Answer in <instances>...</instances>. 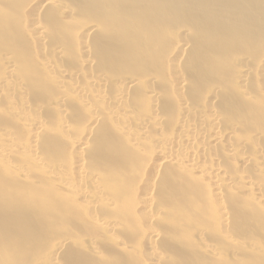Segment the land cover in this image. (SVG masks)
Returning <instances> with one entry per match:
<instances>
[{"label":"rangeland","instance_id":"obj_1","mask_svg":"<svg viewBox=\"0 0 264 264\" xmlns=\"http://www.w3.org/2000/svg\"><path fill=\"white\" fill-rule=\"evenodd\" d=\"M9 1H10V5H7L6 7H2V8H6V9H4L3 11L0 9V12L1 11L3 12V15H2V12L0 13V22L2 23V24L0 23V27H1L0 28V30H1L0 51H3V52H0V74H1L0 75V81H1L0 82L1 83V85H0L1 86L0 87V89H1L0 90V113H1V116H0V127H1L0 128V145L1 146L4 145V146H2L3 148L9 146V148L12 150V154L14 152L13 155L15 157L14 160L16 161L15 162L16 165L14 164V162L12 163V161H10L11 159L9 161L12 164L9 161H7V162H9L7 164V162H6L7 159L5 160L4 157L2 159V156L0 154V157H1L0 160L4 161L3 163L0 162V168H1L0 173L3 169H6L7 172L5 171L6 172L5 173L3 171L4 174H2V179H3L2 183L9 182V187H6V186L3 187L4 188V194L6 195V197L10 196L11 194H14L15 196H17V203L14 207L8 208L4 212V217L6 218V217L10 216L12 218V222L10 224L9 223H2L0 227H1V230L3 229L1 232L5 231L3 236H2L3 239H1V241L5 239L4 243L6 245L8 243L12 245V246L11 245L7 246V247H9L8 249L5 248L6 250H9V251H6L9 254L8 258H10V259L13 258L11 260L10 264H52L53 260L51 258L56 256V254H54L53 257H51V256L53 255L54 252L55 253L57 252V250L59 249V246H61L63 243H66L67 238H70L71 243L68 242L69 240L67 239V243H69L68 244L69 246L66 244V248H65L66 251L64 250L65 253L63 252L62 255H59L57 257V258L61 259V264H154L152 258L159 259L160 261L162 260V262L165 261L163 264H264V209L261 206L262 204L264 206V197H262V196H264V188H263L264 186L262 187V185H264V160H263L264 159V157H263L264 156V151H263V149H264V138L261 139L263 137V134H264V122H263L264 121V98L263 97L261 98V96L259 95V93H261V95L264 96V90H263L264 89V64H263L264 63V54H263L264 52H263V50L261 51V49H264V34L258 35L260 37L256 36L255 38H251L246 43H244L243 40H238V41L233 40L230 43H229V41H230L229 39L228 40L226 39L227 40L226 41L225 39L221 38V39H218L219 42L217 40H215L217 42V45H215L216 44V42H215L214 43V45H215L214 51L217 53L222 52L224 57L220 63H217L215 61L216 60L215 57H213V61L211 59L212 65L214 66V68L217 65L220 66V70H219V67L217 66L218 68L217 67L215 68V71H217V72H214V74H210L212 76H209L208 74L206 76L205 74H202L201 72L199 73L200 67L202 66V65L200 66L201 63L200 64L198 63L199 66L194 65V66H196L195 70L190 72V69L192 67V62H193V61L191 62V60H190L191 56L193 57L194 61H200L199 55H196L197 53L198 54L201 53L200 49H199L200 44H197V45H195V48H192L194 46V44H193L194 43L193 42L194 41V34L190 28V25L187 24L186 22H183V21H182V24H180L181 26L179 25L178 22H176L175 26L171 25V26L163 27L164 31H161L163 28H160V31H161L159 34L160 40L158 39V41L155 45L152 42H151V44H149L148 48L145 46V44L144 45H138V50L144 51L148 54H152V53H150V51H156L154 53L156 58L154 57V55H152L150 58H146L144 56L142 58L136 57V61L138 60V62L136 63L135 57H133L132 59L130 58L131 56L129 57L128 49L130 47H128V45H127V47L124 46L126 53H125V57L122 58V60L120 58L123 56L122 52L124 50H122V48H121V52L119 51V52L115 53L120 58H117L116 56L115 57L111 56L114 59V62H113V60L108 55L109 54L108 53L107 54L108 58H106L107 63H105L104 60L103 61L101 60V57H97L99 54L96 51H97V48L101 45V42L104 41L102 34L104 35L106 33L105 35H107V33H109L107 31L108 25H106V28H105L104 23L102 24L99 21V18H101V17H98L97 16L98 14L96 12H94V14H93V12H88L89 16L85 17L84 13H86V15H87V12L82 11V10H80V12H79V11L75 10V6H72V4H71L72 0H66L67 2L65 0H55L56 2L51 0L49 2V4H50L49 6L51 7V10L49 9V11H48L49 6H48V4H46V2H48L49 0H36V1L35 0H9ZM74 1H76V0H74ZM52 3L53 4L57 3V5L59 7H57V5L56 6L54 5V7H53ZM66 3H67V5H66ZM69 4H71V5H69ZM0 6H2L1 0H0ZM66 6H67V8H66ZM46 7H47V9H46ZM53 8H55V10ZM69 8L71 9L70 11H69ZM56 9H58L59 11ZM44 10H45V12H44ZM60 10L62 11V13L64 15L63 17H62V13ZM72 10H73V12H72ZM40 11H42V14L40 13ZM55 11H57V13H60L61 18H63L62 20L67 21V22L63 21V23H58V24L54 25V23H57V22H55L56 19H54L57 15V13H55ZM81 12L83 14H81ZM54 13L56 14L55 16L52 15ZM72 14H74V15H72ZM39 15H42L40 18V21L38 20ZM43 15H44V18H42ZM48 15L49 16L51 15V16L48 17ZM45 17L48 18L50 21L48 19L46 20ZM75 17H76V19H78L77 20L78 22H76V20L74 19ZM88 17H90V18H88ZM57 18L62 22L61 18H59V17H57ZM184 18H186V17H184ZM7 19H9L8 22L10 23L11 28H9V25L7 23ZM13 19L16 20V23L11 24V21L13 22ZM92 19L94 20V22L92 21ZM53 20H55V21H53ZM88 20L90 21L89 23L91 24V26L88 24ZM110 20L112 22H115V23L119 22L120 20H122L123 22L125 21L123 16H120L116 13H114L111 16ZM23 21L25 24L23 23ZM68 21H70V22H68ZM34 22H35V24H34ZM84 22H85L86 26H85ZM95 22H97V23L95 24ZM128 22H129L128 24L124 23L122 26H124V27L126 26L127 28L130 27V29H131V26L133 25V22H131V18H129ZM30 23L31 24L33 23V24L31 25ZM92 23H93V25H92ZM67 24H68V28H67ZM98 24L99 25L102 24V28H100ZM56 25H58V26H56ZM88 25L90 28H88ZM46 26H47V28H46ZM95 26H97V27L95 28ZM76 27H77V29H76ZM160 27H161V25H160ZM43 28L45 31H43ZM66 28H67V33L65 31ZM4 29H6L5 32H4ZM16 29H19L21 32H19V30H17V33H18L17 36L16 35L12 36V34H16ZM25 29L27 31H25ZM94 29H95V31L96 30L97 31L95 32ZM52 30H54V31L52 32ZM60 31H61V33H59V35H58L57 32H60ZM92 31H94V32L92 33ZM100 31H102V32H100ZM3 32L5 35L2 36ZM46 32L49 34H47ZM85 32H87V33H85ZM88 32H89V34H88ZM50 33L53 36L50 35ZM62 33L63 34L65 33V35H61ZM90 33H91L92 37L90 36ZM94 33H96V34H94ZM95 35H97V36H95ZM105 35H104V37H105ZM111 35H113V34H111ZM60 36L62 38H60ZM16 38H17V41H19V47H17L18 42H16V45H13V43H15V41H16L15 40ZM188 38H192V39H190L192 41H190ZM34 39H35V41H34ZM89 39H91V40H89ZM53 40H56L55 43ZM116 40H118V35H117V37L114 38V40L112 39V41H114V42H116ZM45 41L48 43H44ZM208 41L210 43L211 39H208L207 42ZM205 42H206V40H205ZM190 43H192V45ZM60 44L63 45V47H61ZM222 44H223V46H222ZM188 45H189V47H188ZM59 46L61 47V49H59ZM85 46H86V48H84ZM217 46H218V48H216ZM224 46L228 47L229 49H226V47H224ZM95 47H97V48H95ZM120 47H122V46H120ZM205 47L209 49L208 50L209 52L207 51L209 54L212 50V48H211L212 46L208 47L205 45ZM222 47H224L225 49ZM35 49H36V51H35ZM65 49L68 50L69 53L65 52L66 51ZM218 49L220 51H218ZM257 49H259V50H257ZM89 50H90V53L92 56L90 55ZM55 51H57V53ZM70 52L72 53L73 58L70 57V54H71ZM185 52H186V54H185ZM257 52H259V53H257ZM85 53H86V55H85ZM119 53L121 55H119ZM51 55L53 56V59H51L52 58ZM65 55H67V57L69 55V57L67 58ZM79 55H81V56H79ZM110 55H112V54H110ZM188 55L190 56V58ZM12 56H13V59H12ZM48 56H49V59H48ZM59 56H60V58H59ZM64 56H65V60H64ZM209 56H211V55H209ZM16 57H17V59H16ZM92 57H94V58H92ZM186 57H188L189 59L188 58L185 59ZM6 58H7L6 61H8L10 59L11 61L10 60L9 61L11 63H12V61H14V63H15L14 67H9L10 62L8 64H6L7 63L5 61ZM61 58H62V60H61ZM90 58H92L93 60ZM245 58L247 60H245ZM97 59H99V60H97ZM127 59H129V60H127ZM156 59H157L158 63H157ZM108 60H109V64H108ZM50 61L54 62V63H51ZM63 61H65V62H63ZM69 61H71L70 64H69ZM123 61H124V63H123ZM188 61H190V62L188 63ZM56 62H58V63H56ZM251 62L253 63L252 66H250ZM14 63H12V64H14ZM80 63L84 64V65L82 64L83 67L81 65V68L84 71L81 70L80 66L77 67V65H80ZM159 63H160V65H159ZM183 63H185L186 65L188 63V65H191V67L189 66L188 68H186V67H184L186 65L185 64L183 65ZM12 64H11V66H13ZM52 64H54V65H52ZM72 64L74 67L73 66L71 67ZM7 67H9V69ZM22 67H23V69H22ZM24 67H25V69H24ZM53 67H55L56 69ZM64 67H65V69H64ZM150 67H152V68H150ZM255 67H258V68L260 67V68L254 69ZM66 68H68V69H66ZM73 68H74V71L72 72ZM91 68L93 70L96 68V71H94V74L98 73L100 71L99 72L100 75L97 74L95 77V75L92 74L93 70H91ZM149 68H150V70H149ZM252 68L255 70V72L257 70H258V72L255 73L252 70ZM54 69L56 71H54ZM113 69H115V70H113ZM147 69H148V71H147ZM154 69L156 70V72ZM197 69H198V71H196ZM10 70H11V72H10ZM79 70H81V71H79ZM105 70H106V72H105ZM4 71L8 75L7 78H9V79L12 77V75H14V77L11 78L12 80L10 79V83L8 82L9 80L5 81L6 80L5 77L7 75H5ZM12 71H13V73H12ZM60 71L63 73V74H61V76H60V73H61ZM179 71H180V73H179ZM14 72H16L17 77H15ZM28 72H30V74L31 75L33 74L34 76L29 75V78H28V74H29ZM154 72H155V74H154ZM186 72H187V74H186ZM249 72L251 75L249 74ZM251 72H253V73H251ZM79 73H80V77H79ZM110 73H112V74L110 75ZM47 74L49 75L48 76L49 79L47 77ZM82 74H83V77H82ZM149 74H150V76H148ZM221 74L227 78H224ZM255 74H256V76H255ZM257 74H258L259 78H257ZM2 75H5V76L3 77ZM130 75L132 77H130ZM186 75L189 77L188 80L186 79L187 78ZM243 75H244V77H242ZM1 76L3 78V81L1 79ZM74 76H75V78H74ZM114 76L116 78H118L119 81L116 79L117 80V82H116V80L114 79L115 78ZM191 76L192 77L194 76L195 81H196V77L199 78V80L197 78V81H200L202 79L201 82H199L200 84L197 81L195 83L194 79ZM50 77H51V79H50ZM145 77H147V78H145ZM150 77H152V78L150 79ZM182 77H183V79H182ZM237 77H238V79H237ZM17 78L20 81H18ZM57 78H60V79H57ZM105 78H107L108 81ZM120 78H123V79H120ZM144 78H145V80H144ZM13 79L15 81H13ZM63 79H65V81ZM109 79L110 80L112 79V82H109ZM52 80H54V81L52 82ZM85 80H87V81H85ZM122 80H123V82H122ZM141 80H144V81L141 82ZM210 80H211V83H209ZM235 80H238L240 82L239 83L237 81L235 82ZM12 81L15 83H12ZM83 81H85V83L88 84L87 87H90L91 90L93 89L92 91L90 90L91 92H89V90H87L88 88L86 87V84ZM113 81L116 84V86L113 84ZM153 81H154V83L156 81H158V82L154 84ZM183 81H184V83H183ZM189 81H192V85L194 83V86H191L192 89L189 85L190 84ZM247 81H248V83H247ZM108 82H109V87H108ZM130 82L132 85H130ZM138 82H139V84H137L138 85V86H136L137 88H135V90H132V87H134L133 84L136 85V83H138ZM188 82H189V84H188ZM255 82L258 84H256ZM82 83H84L85 86H83ZM185 83H186V85L188 84L189 88L184 85ZM212 83H214L216 85H213ZM236 83L238 84L237 88H236ZM2 84H3V88H2ZM11 84L14 86H12ZM142 84H144V86H142ZM5 85H7V87ZM172 85H174L173 86L174 88L171 87ZM209 85H210V88L213 87V91H212V93H210L212 89H209L208 94H207L206 91H207V88L209 87ZM257 85H259L260 88L262 86V88H261L262 91L260 90V88ZM24 86H25V88H24ZM121 86H123V87H121ZM130 86H131V89H130ZM138 87H140V88H138ZM141 87L143 88V92H141L142 91ZM153 87H154V89H153ZM220 87L223 91L220 90ZM257 87L260 90V92L257 91L258 93L256 92ZM102 88H103V90H102ZM144 88H146V89H144ZM179 88H180V91L178 92ZM240 88L242 91L240 90ZM113 89H115V90H113ZM186 89H187V91H186ZM79 90H80V92H79ZM198 90H199V92H198ZM117 91H119V92H117ZM158 91H160V93ZM218 91H219V95H218L219 101L217 100ZM249 91L251 94L249 93ZM124 92H126L127 94ZM137 92H138V94H136ZM146 92H148L150 95H152V97H150V95H147ZM177 92L179 94H176ZM192 92H194V93H192ZM262 92H263V94H262ZM81 93H82V95L79 96V94H81ZM141 93H143V94H141ZM181 93H185V94L182 95ZM244 93H245V95H244ZM100 94H101V97H99ZM104 94H105V96H104ZM115 94H117V95L115 96ZM131 94H133L135 98H133ZM204 94H205V96H204ZM242 94H243V96H246V97H243ZM85 95L88 96L87 99H86ZM122 95H124V97H122ZM206 95L211 96V97L208 98V96H207V98H206ZM159 96L162 99H159ZM111 97H112V99H110ZM171 97H172V99H171ZM174 97H176V98H174ZM179 97H182V98H179ZM192 97H194V98H192ZM82 98H83V101L85 99L84 102H82ZM92 98L95 99V101ZM113 98L117 99V101L113 100ZM205 98H206V101L204 100ZM103 99L105 100V103H103L104 102ZM140 99H141L142 103H141ZM157 99H159L158 100L159 102L156 101ZM173 99L175 100V102ZM222 99H223V101H222ZM99 100H100V104H98ZM127 100H130V101L128 102ZM220 100L222 101V103ZM12 101H13V103H12ZM92 101H94V102H92ZM184 101H187V102H185V105H183ZM209 101H211V102H209ZM236 101H237V103H235ZM25 102L26 103L28 102L27 103L28 106ZM80 102L83 104V106L81 105ZM147 102L151 107L146 104ZM179 102H180V105H179ZM259 102H260V104H259ZM7 103H8V105H7ZM114 103L116 105H114ZM128 103H131V104H128ZM63 104H64V106H63ZM91 104L95 105V108L97 110H95L94 106H92ZM190 104L192 105V109L190 108L191 107ZM197 104H199V105H197ZM222 104H223V106H222ZM237 104H239V105H237ZM16 105H17V107H16ZM56 105H57V107H56ZM120 105L122 106V108ZM188 105H190V107ZM58 106H60V107H58ZM68 106H69V108H71V107L72 108L69 110ZM158 106L160 107L159 108L160 112L164 111V114H165V112L167 111L165 115L168 116V118H169L168 120L166 119L164 114H162V112H161V114H159V111L157 110ZM247 106H249V107H247ZM123 107H127L126 108L127 111H125L123 109ZM205 107H207V108H205ZM250 107L252 108V111H250L251 110ZM254 107L256 108V112L254 110L255 109ZM104 108H106L107 111ZM139 108L141 111L139 110ZM197 108H198V110H197ZM199 108L204 109L205 111L202 110L200 112ZM67 109L69 111H67ZM72 109L73 110L75 109L74 111L76 114L73 113L74 111ZM91 109H92V111H91ZM116 109H117V111H116ZM188 109H190V111ZM30 110H31V112H30ZM104 110L107 113L106 115H105V112H103ZM133 110H134V113L132 112ZM221 110H223V111H221ZM236 110H237V112H235ZM247 110H249V111H247ZM79 111H80V113H79ZM95 111H97L98 114H95ZM150 111H151V113H150ZM239 111H240V113H239ZM83 112H84V114H83ZM205 112H207V116H209V120L211 118L212 123H211V121L210 122L208 121L207 117L205 116V114H206ZM226 112H227L228 116L226 115ZM262 112H263V114H262ZM14 113H16V114L14 115ZM29 114H31V115H29ZM121 114H122V116H121ZM176 114H178L177 117H179V118H177V119H179L180 121L177 119L175 120L174 117H172L173 115H176ZM239 114H242L244 116L241 115V117H240ZM249 114L251 115V118L254 116L253 120L250 118ZM65 115H66L67 119H65L66 118ZM71 115H72V118H71ZM116 115H117V117H116ZM160 115H162V116H160ZM200 115H202L203 117ZM32 116H33V118H32ZM85 116L86 117L90 116L92 119V121L91 120L90 121L92 123L89 121L88 118L86 121L83 120L82 117H84V119H85ZM126 116L130 117V118H127ZM144 116L147 119L144 118ZM212 116H213V119H212ZM224 116H226V117H224ZM34 117H35V119H34ZM58 117H59V119H58ZM105 117H107V118H105ZM229 117H230V120L227 119ZM231 117L234 120H236L235 123L233 122L234 120L231 123ZM242 117H243V119H242ZM44 118L46 121L44 120ZM68 118H69V120H68ZM100 118H101V120H99ZM120 118L123 119V122ZM131 118H133V121H131L132 120ZM155 118H157V119H155ZM162 118H163V120H162ZM175 118H176V116H175ZM225 118L227 119V121H223ZM24 119H25V121H24ZM31 119L32 120L34 119L33 120L34 122ZM81 119L84 121L83 123L81 122ZM190 119L194 121L193 122L194 125L191 124ZM202 119H203V121H202ZM124 120H125V122H124ZM147 120L150 122V124ZM156 120H157V122H155ZM164 120H166L165 124H163ZM254 120L256 121V123H254L255 122ZM259 120L262 121V125H260ZM67 121L68 122L70 121L69 123H71L72 128H71L70 124L67 123ZM87 121H88V123H87ZM102 121L104 123H102ZM189 121H190V125L188 124ZM206 121H208V122H206ZM228 121L231 124L228 123ZM58 122H59V124H58ZM89 122H90V124H89ZM97 122H99V123H97ZM105 122H106V124H105ZM107 122H108V124L114 123L113 125L110 124L111 125L110 128H112V129H110V133H108V134L106 132L107 128H105V126H103V125H107ZM140 122H141V124H140ZM29 123L30 124L33 123V124L30 125ZM122 123H124L125 126ZM209 123H210V125H209ZM38 124L39 125L43 124V126L46 127L47 129L43 128V131L38 130L39 131V133H38V131H37V128L39 127ZM85 124H87V128H86ZM99 124L101 125V127L98 126ZM116 124H117V126H116ZM96 125L98 126V128L96 127ZM152 125H153V127H152ZM165 125H166V127H165ZM236 125H238V126H236ZM242 125H243V127H242ZM246 125L249 127L250 130H248ZM256 125L259 128L255 129ZM32 126H33V128H32ZM198 126H199V128H198ZM231 126H233V128H231ZM91 127L92 128L95 127L96 129L94 128L93 130H91L92 129ZM107 127H108V131H109V126L107 125ZM123 127H126V128H123ZM175 127H176V130H175ZM191 127H193V128H191ZM226 127L229 128V130H230L228 132V134L230 136L227 133H225V131L226 132L228 131V130H226ZM237 127L239 128L238 132L236 131ZM244 127H245V129H244ZM85 128H86V133L84 130ZM102 128L104 129V131ZM162 128H163V130H162ZM179 128H180V130H179ZM200 128H201V130L203 129L204 133L201 131L203 137L204 138L206 137V139L204 141V138L201 136L200 140H203L201 142L198 139V138H200ZM220 128H221V131H220ZM241 128L245 131H243ZM150 129L152 132L150 131ZM181 129H182V131H181ZM209 129H211L212 133H211V131H209ZM232 129H234L233 132H231ZM94 130L97 131L96 132L97 134L95 132L93 133ZM101 130L103 133L101 132ZM120 130L121 131L123 130V133H125V136L130 139V143H127V142H129V140L127 141L125 139L123 140V139L119 138V137L122 138V132L120 133ZM174 130H175V132H173ZM240 130H242V134H241ZM10 131H11V133H9ZM34 131H36L37 135L34 133ZM60 131L62 132L63 135L61 134ZM83 131H84V135H83ZM180 131H181V133H180ZM205 131H206V134H205ZM216 131L220 132V133L223 131V133H221V136H222L221 142L217 143L215 145L216 142H214V140H212V138L215 135V133H217ZM246 131H251V132H249L248 135H251L250 138H252L251 139L252 141L250 140V138L247 139V141L245 140V138H243L244 140H242L241 137L245 136ZM104 132H105V136L107 135L106 137L104 136ZM167 132L170 135L173 132V135H175V136L173 137V135H171V138L169 139L170 136H169V134H167ZM4 133H7V135H5ZM91 133H93V137H92ZM235 133L238 137L240 134L242 135L240 137L241 138L240 140H242V141L238 140L239 142H237V136L235 135ZM81 134H82V137H81ZM119 134H120V136H119ZM186 134H188V135H186ZM9 135L11 137H13V139H10ZM141 135H143V136H141ZM151 135L152 136L154 135L157 138L156 139H155V137L152 138ZM182 135L184 137H182ZM253 135L256 137V140H255V137ZM32 136H34L35 138H33ZM36 136H37V138H36ZM63 136H65L67 139L66 138L64 139ZM87 136H89V137H87ZM68 137H70V138H69V141L67 142ZM80 137L83 141L80 139ZM115 137H117V139H119V141ZM253 137H254V139H253ZM31 138L36 140V141H37V139H38V141L41 140V142L39 141L40 142L39 144H38V141L36 142V144L40 145L39 148L41 149V153H42L41 157H43L45 159V162H44L43 158L41 161V157L38 156L41 154L40 149H38V147H37L38 145H35L36 148H33L34 144H33V141ZM39 138H41V139H39ZM84 138L86 140H84ZM105 138H106V140H105ZM139 138L140 139L142 138L141 141L138 140ZM207 138H209V140H210L209 144H208ZM246 138H247V136H246ZM159 139H161L162 141ZM187 139H189L190 142H187L186 141ZM195 139H196V141H195ZM197 139L199 140L200 144H199ZM258 139H260V141H263V143L262 142L260 143V141ZM13 140H15L14 141L15 145H13L14 144ZM89 140L92 141L90 146H89V142H88ZM120 140L121 141L123 140L126 143H124V142L122 143ZM183 140L186 143L180 142V141L183 142ZM257 140H258V144H257ZM144 141H146V142H144ZM169 141H171V142H169ZM229 141H230V143H228ZM243 141H245V142H243ZM22 142L24 145L23 144L21 145ZM69 142H71V143H69ZM72 142L76 145H73ZM98 142H99V147L97 148ZM150 142L151 143L154 142L153 145H156V147H153L154 149L152 148L153 145ZM205 142H207V143H205ZM226 142H227V144H226ZM242 142H243V144H242ZM255 142H256V144H255ZM146 143H147V146H146ZM170 143H172V145ZM187 143H189V145ZM251 143L254 145H251ZM100 144H101V150H100ZM130 144L133 147L135 146L136 148L134 149L133 147H131ZM10 145L11 146L13 145L14 148L11 147ZM30 145H31V148H30ZM93 145L95 146V148ZM104 145L111 147V150H113L114 152L111 150L108 151V147L106 149V147L104 148ZM163 145L166 149L165 148L161 149V147ZM191 145H192V147H191ZM199 145H202V146H199ZM211 145H213L212 149L215 148L214 150L211 149ZM220 145L223 146V148H222L223 150L225 148V150L228 151L229 154L232 155L234 157V159L236 160L237 163L233 164L232 169L234 172H236L237 175L235 173H232V171H231V173L229 172L228 175L224 176V173L225 172L227 173V170L230 171V169H231V167L227 166V162L233 163V161H231L233 159V157L230 156L228 159L229 154L224 153L222 155V157H226L223 160L227 161V162H225L227 168L226 167L223 168V166L221 164L222 169H223L222 171H223L224 181H226L223 183H225V185L229 189H228V191H227V188L225 190L224 188L226 186H224L222 184L224 190L222 188H220V194L221 193L222 194H221V199L218 197L221 200V201H219V204H220V206H219L218 201H217V197H216L217 195L215 196V194H217V192L215 190H213V193H214L213 194L214 196H213L212 193H210L208 191L209 189H207V188H210V191L212 192V189H214L213 183H211L210 181L208 182L207 178H205V177H203V178L200 177L202 175H198V176L196 175L197 178L199 177V179L205 178L204 180H207V181L202 180L203 185L201 182H200L201 184L197 183L198 180L193 179L194 177H192L193 173L194 174H197V173H195L194 171H191L190 168H187L182 163L181 158L184 155L185 156L184 159H186V157H187L186 155H188L187 153L191 152L188 155V159H189V156L191 155L190 159L192 158L193 160H196V161L201 160V163L203 164V162H204V165L207 168L211 167V165L214 163L212 166L213 168L211 167V170L214 169V167H215V169H217L218 166L216 165V162L219 164L220 153H223V150L221 151V149H220L222 146L220 147ZM241 145L242 146L244 145V147H241ZM24 146H25V148H24ZM83 146H88L87 149H85V152L83 150H80ZM207 146H208V151H207ZM233 146L234 147L237 146V147H235L236 148L235 149L236 154H234L235 150H234ZM250 146L253 147L252 148L253 150L256 149V151L254 150V153H256L255 155H257V156L259 155L260 158L253 155L254 153L251 154L253 150H251V148L249 149ZM2 147H0V150L2 149ZM21 147H23L22 150L20 149ZM195 147H196V150L198 149V147L200 150H197L194 152L193 149L195 150ZM246 147H248V148H246ZM137 148L146 155H144L142 157L141 156L142 153ZM151 148L155 152L154 156L151 155V153H149ZM191 148H193V149L191 150ZM205 148H206V150H205ZM218 148L220 149V153H219V150H217ZM237 148H239V151L237 150ZM6 149H8V148H6ZM26 149L29 151H30V149H32L30 151L31 154L28 153ZM34 149L39 150V152L37 151L38 157L35 155H32V151ZM115 149H117V152L115 151ZM187 149L188 150L190 149L189 152ZM240 149H243V150H240ZM97 150H99V152H103L102 153L103 155L102 154L98 155ZM146 150H147V153H146ZM183 150H184V152H183ZM211 150L214 151L213 155H212V153L210 154V152H212ZM225 150H224V152H226ZM233 150H234V152H233ZM249 150H251V152ZM80 151H82V152H80ZM96 151H97V153H96ZM120 151H121V156H122V153L124 152L123 153V156H124L123 159L118 158L119 157L118 153H120ZM126 151H127V153H129L127 155V156H129L128 159L127 158L124 159ZM138 151L141 154H139ZM153 151H152V153H153ZM162 151H163V154H162ZM186 151H187V153H185ZM203 151H205V152H203ZM206 151H207V153H206ZM237 151L238 152L243 151L244 154L241 153L242 161L239 157L240 153H239V155H237L238 154ZM83 152L85 154H87V156H85V154ZM107 152H109V153L111 152V154H115V156H113L114 159H109L111 157V155L108 154ZM181 152H183V153H181ZM166 153L168 155L172 156V160L171 161L169 160L171 163H169V161H168V164L166 163L165 165L164 164L162 165V163L164 162L163 159H164V156ZM200 153H201V156H200ZM203 153H205V155H203ZM218 153H219V155L216 156V154H218ZM245 153L248 154L246 158H244ZM174 154L176 157H174ZM209 154L211 157L209 156ZM96 155H97V157H96ZM162 155H163V157H162ZM197 155H199L201 159L198 158V160H197L196 159ZM236 155L238 156V159H240L239 161H241V162H239L240 165L237 161L238 159H236V157H237ZM242 155H244V156L242 157ZM250 155H252V157ZM12 156H11V158H12ZM76 156H79L78 157L79 162H78V158H76ZM80 156L82 159L80 158ZM148 156L150 159L151 158L153 159V162L150 164H149V162H151L152 160H150L148 158ZM151 156H153V157H151ZM203 156H206L209 159L204 157L205 158V160H204ZM249 156L252 158V159H250V161H249ZM261 156H262V158H261ZM36 157H37V159H36ZM145 157H147V159H148V160H146V162L148 161L149 167L146 165V163L143 159ZM216 157H217V159H216ZM29 158L33 160L34 164L32 163L31 160H29ZM34 158L36 159V162L39 160L38 166L35 163ZM75 159H77V160L75 161ZM84 159L87 160V161L86 160L84 161V164L88 168H89V164L92 162L90 164V166L92 165L91 168L89 169L90 172L92 170V172H94V173L99 172L101 175H103V176L100 175L102 177V181L104 184L103 187H105L106 185L108 187L103 188L102 186L98 185L101 181L99 178L100 176H98L96 174L92 175L91 174L92 172L89 173V170L88 171L86 170V172L83 174V177L85 176V174L89 173L90 175H87V176H91V178L89 177L90 180L89 179L86 180L83 177H82V179L80 178L81 172H80V167L78 164H80ZM116 159L117 160L119 159L118 160L119 162H117ZM206 159H207L208 165L210 164L209 167L206 164ZM260 159H262V161ZM28 160L31 161L30 162L31 165L33 164L31 172L28 170V169H30V167L27 168L29 166ZM98 160H100V162L102 161L101 165H100V163H98L99 162ZM122 160H124V161H122ZM177 160L180 163H178ZM208 160H209V162H208ZM257 160H258V162H257ZM259 160H260L261 167H263L262 169H261V167H258ZM48 161L50 163H52V166L54 164V166L56 168L54 166H53V168L55 170L51 169L52 168L51 166H50L51 168L49 167ZM96 161H98V162L96 163ZM214 161H216V162H214ZM247 161L250 162V163H248V166H246ZM255 161H256V163H255ZM103 162H104V164H103ZM172 162H174V163H172ZM17 163L20 164V166ZM21 163L25 164L27 170L24 171V164L22 166ZM87 163H89V164H87ZM175 163H176V165H175ZM220 163H223V165H225V163L222 162V159H220ZM2 164L4 166L8 167V169L11 167L12 169L14 168V171L18 170L17 172H20V173L15 174L14 171H11L12 169H9L10 170L9 171ZM9 164H11L10 167H9ZM40 165L44 166L45 168L43 167V169L46 171V173L49 172L51 176L48 175L49 173L46 174L45 172H43L42 169L40 170L39 169V167L41 168ZM85 165H84V168L86 169ZM121 165H123V168L120 167ZM144 165H145V167L147 166L148 169L145 168ZM170 165H172L175 170H177L176 168H178V167L179 168L183 167L184 171L186 170V172L182 173L181 172L182 170H180L181 168L179 169L180 172L178 170H177L178 172L177 171L175 172V170L173 171L172 166H171L170 170H168L167 167H170ZM17 166H18V168L22 166L20 169L23 171L18 169ZM162 166H163L164 170L161 169ZM221 166H220V169H221ZM58 167H59V170L61 169L60 174H62L64 176V178H62V179L66 180V181L68 180L67 182L65 181L67 183L66 185H68V186H66L65 184L63 186V183H65V182L61 179L62 175H61V177H59L60 174L58 173V175H57V173H55V172H59ZM117 167H118V169H117ZM144 168H145V170H147L146 172L145 171L143 172ZM246 168L247 169L251 168V169L250 170L248 169L249 171H247ZM47 169H49V171ZM224 169H225V172H224ZM241 169L243 170V172H241ZM63 170H65V172H67L68 174L65 173ZM62 171L64 172V174ZM75 171L77 174H75ZM141 171H142V173H146V174H144V177H145L144 179H141L143 177L140 178V176H139ZM162 171L164 172V174L166 172V175L168 174L169 176L170 175L174 176L175 180H174V178L172 179V180H174L173 182H175V184L172 183L173 184L172 186L174 187V189L178 190L177 189L178 186H179V189L184 186V188H181L180 190H178V194L175 195L177 198L172 199V198H174L173 195L176 192L175 191L174 193H171L172 191H174V189L171 188L172 186L170 184H171L172 180H170L169 178H172V177L168 176L169 177L168 178V177L161 175L163 173ZM172 171H173V174H172ZM53 172H54L55 176L53 174H51ZM110 172H111V174H106L107 177L104 178L105 173H110ZM187 172H189V173L187 174ZM246 172H248V173L246 174ZM28 173H29V175L32 173L31 179L28 177L29 180H27L28 179L27 176H29ZM169 173H171V174H169ZM174 173H177V174H174ZM242 173H244V174H242ZM23 174L25 176L27 174V176L25 177V176H23ZM71 174L73 177L71 176ZM178 174L184 175L183 176L184 178L181 176H177ZM56 175H57V177H56ZM116 175H119V178ZM188 175H190L191 177ZM231 175H234V176L236 175L233 178V180H231L232 179ZM245 175L247 177H245ZM249 175L252 176V177L250 176L251 180L249 179ZM78 176H80V177H78ZM97 176L99 178L98 180H97ZM137 176H139V177L137 178ZM141 176H142V174H141ZM185 176H186V179H185ZM236 177L237 178L239 177L240 179L239 178L236 179ZM53 178L55 179V181H51V180H53ZM85 178H86V176H85ZM106 178H107V180H104ZM136 178L141 179L142 184L139 185L138 182L141 180H139L137 182ZM164 178H168V180L164 179ZM225 178H227V179L225 180ZM246 178L250 181L251 185H252L253 181H255V180L259 181V184H257L256 181L253 182L252 186H253L254 190H253L252 186H250L249 181ZM48 179H50L51 182L48 181ZM92 179H94V180H92ZM108 179H109V181H108ZM135 179H136V181H135ZM188 179H189V181H187ZM191 179L193 182L189 183V182H191L190 181ZM56 180L57 181L59 180L58 183ZM60 180H61V182H60ZM71 180H73V181H71ZM163 180H165V181H163ZM230 180L232 182L234 181V183L230 182ZM239 180L240 181L244 180L246 183L243 185H245V186H240ZM70 181L72 184H70ZM102 181H101V183H102ZM159 181L161 183H159ZM185 181H187L188 184H186ZM244 181H242V183H244ZM260 181H261V183H260ZM73 182H75L76 184ZM87 182H89V183H87ZM236 182L238 183V185L236 184L237 186L235 185L236 187H234L232 184H235ZM135 183H136V185H139L138 191L135 187L136 185L134 186ZM156 183H159L160 184L159 186H161V184H162L161 188L159 186H157L158 184H156ZM165 183H168V184L166 185ZM193 183H196V184H194V187L191 185ZM204 183H206V186H208L207 188H205L206 186H204ZM242 183H241V185H242ZM79 184L82 185V188H79V187H81ZM255 184H256L257 188L254 186ZM73 185H74V187H73ZM90 185H92L91 188L89 187ZM163 185L167 186L166 187L167 189L166 188L163 189L164 188ZM168 185H170L171 187L169 186V188H168ZM176 185H177V188L175 187ZM257 185H259V186H257ZM76 186L79 189L76 190ZM189 186L192 188H195V187L198 188V186H200L201 188L198 190L195 188V190H194L195 192H192L193 189L192 190H191V188L189 189L192 193H195V194H192L189 190L186 193V191L188 189L187 187H189ZM202 186H204V187H202ZM211 186H212V188H211ZM86 187L87 188L89 187V189H91V190H87ZM94 187H95V189L97 188L98 192L95 189H93ZM101 187L103 190H105L106 194L101 189ZM157 187L160 189L159 194H161L162 197H164L165 199H170L172 197L170 199V203H169V200H167V203H169V204L166 203V205H168V206L170 205V206L169 207L165 206V208L168 210L170 209L171 211L175 210V212L173 211L172 213H170L171 211L168 212V210H165V212H164V210H163L164 207H162L164 204L162 202H164V201L166 202V200L164 199V201H163V198L161 197V195H158L155 193V191L158 193ZM258 187H259V189H258ZM134 188L136 189V192H134L132 197H131L130 196L132 193L131 190ZM232 188L234 189V191H232ZM68 189H71V191ZM80 189H81V192L85 191V190H87L89 192L92 191V193H94L93 194L94 196H92V194L90 192L89 193L90 194V196H89L90 201H88L89 198H87V200L86 199L84 200V198L81 196V193L78 192V190L80 191ZM99 189H101L103 192ZM135 189L133 191H135ZM182 189H185L186 191H184V190L182 191ZM242 189H244V191L246 190L245 191L246 193ZM72 190H73V192L76 191V193L75 194L72 193ZM161 190H162V192H161ZM165 190L167 193L165 192ZM34 191H36V192H34ZM153 191H154V195L152 194ZM100 192H102V193H100ZM135 193H137V199L138 200L135 199V201H134L133 197H135L134 196V195H136ZM165 193L169 194V196L166 195ZM255 193L257 194V196L259 195L258 196L259 204L257 203L258 200H257V196ZM104 194H105V196H104ZM150 194H152V195H150ZM182 194H185L184 196H182L183 198L180 196ZM97 195L100 197H98ZM101 195L106 197V198L108 197V200L104 197H103L104 199H102V200H105L104 201L105 203L109 202V204H104V203L102 205L99 204L101 207L98 205V203H101V201H102L99 199V198H102ZM155 195H158L160 198H158L156 196L158 198V199H156ZM170 195H172V196L170 197ZM247 195L248 196L253 195V198H255V199H253L251 197H250L251 199H249V197ZM95 196L97 198H95ZM152 196L154 197V200L156 199V200H158L157 202H159V201L160 202L158 203L159 207H157V206L155 207L156 200L153 202L155 205L153 204L154 210H153V212H151V214L152 215L155 214L153 220L156 219L155 223L159 222V220H160V223H158V224L162 225V227H159L158 224L154 226V223L152 221L150 222V224L148 223V220L146 222L145 216H146V214H148L150 212H147V209L145 208L146 204H144V203H145L146 199H148V198L153 199ZM178 196L181 197V199H183V202H181V200H179ZM78 197L82 200H80ZM92 197H94V198H92ZM214 197H215V201H217L216 203L214 201ZM228 197H229V201L228 202L224 201V203H223L222 199L228 200ZM139 199H141V200L143 199V201L139 202ZM260 199H262L263 202ZM173 200H175L176 203H173L174 202ZM254 200L257 201V202L255 201L257 204L254 202ZM95 201H98V203H96ZM179 201H180V204L177 203ZM231 201H232V207H231V205H225V202H226V204H228L229 202L231 203ZM87 203L88 204L92 203L91 204L92 208H90L91 205H88ZM94 203H96L97 206ZM160 204H162V205H160ZM172 204L173 205L176 204L175 205L176 207H177V205L178 206L182 205V206H180V208L181 207L182 208L180 209V211H178L179 210L178 208L174 209L175 206H174V208L171 209V206L173 207ZM222 205L224 208L222 207ZM95 206L97 207L96 209H95ZM136 207H138V208H136ZM140 207H142L144 209H142ZM155 208H157V210ZM97 209H98V211H95ZM89 210H91V211H89ZM219 210L223 211L222 212L223 214L221 212H219ZM229 210H231V212H229ZM177 211H178V213L180 212V214L176 213ZM90 212L93 214H91ZM96 212H98L99 215ZM156 212L157 213L160 212L162 214V218L165 221L163 220L161 223L162 218L160 217V213H159V217H158V214ZM166 212L169 215L171 214L170 217H169V215L167 217ZM136 213H138V214H136ZM140 213H142V214H140ZM173 213H176L175 214L176 217L178 214V217L176 219L174 218L175 215H173ZM136 215L137 216L139 215V217L143 216L142 218H140V220H142V221H140V222L137 221L138 219H137ZM100 216H102V217L106 216V217H103V219H102ZM221 216H222V218H221ZM224 216L226 218L223 219ZM227 216L229 218L230 217H232V218L229 219ZM108 217L109 218L111 217L110 220L112 222L117 219L118 222L116 221V223H117L116 225L117 226H118V224L121 225L118 227L115 226V229L117 230V232L114 231L119 236L116 235V233L115 234L112 233L113 230H110L106 225H104L103 222L106 220H109ZM112 217H115V219ZM171 217H173L174 219H172ZM94 218L96 219V221ZM97 218H99V219H97ZM104 218H106V219L104 220ZM157 218H159V219H157ZM112 219H114V220H112ZM167 219H168V221H167ZM222 219H223V221L225 220V223H222L223 222ZM119 221H120V223H119ZM226 221H227V225H225ZM96 222H97V225H99V226H97L95 224ZM100 222L103 224H100ZM141 222H143V223L141 224ZM113 223L115 224V222H113ZM139 223L141 225H139ZM148 224H149V226H148ZM165 224H168V226L166 225L165 231L162 232V230H164V228H165L164 227ZM219 224L220 225L223 224V226H220ZM142 225H143V227H142ZM224 226H226V227H224ZM228 226H230V227H228ZM9 227L11 228V236L12 237H10V234L7 233ZM103 227H105L104 229H106V230H104ZM119 227H120V229H119ZM146 227H149V228L147 229ZM150 227H152L153 229H150ZM143 228H145L146 230ZM160 228H162V230ZM222 228L224 231L222 230ZM227 228H231L232 229L231 232H229L230 230ZM118 229H119L120 233L118 232ZM202 230L204 233L202 232ZM226 230L229 233H231V236H229L230 234ZM108 231L111 234H109ZM152 231H154L155 233L158 232L157 236H158V234H160L159 237L158 238L157 237L152 238V236H150ZM166 231H168V232H166ZM146 233L147 234L149 233V234L146 236L145 235ZM200 233H201V235H200ZM163 234H165V235L163 236ZM227 234H229V235L226 236ZM108 235L111 238L110 240L108 238ZM111 235H113V236H111ZM170 235H172V236H170ZM114 236H115V239H114ZM160 236L162 238H160ZM5 237H7V238H5ZM93 237L97 238V240H95V238L92 239ZM164 237L168 241H165ZM234 237H236V238L234 239ZM149 238H150V240H152L151 243H150ZM155 238H157V239H155ZM237 239L239 240V242L236 241ZM123 240L126 241V243ZM157 240H159L160 244H159V242L158 243L156 242ZM233 240H234V243H233ZM110 241L111 242L113 241L114 243H111ZM115 241L118 243L116 244ZM204 241H206V242H204ZM161 242L163 244H161ZM94 243H95V246H94ZM92 244H93V246H92ZM153 244H155V246L157 247V251H154L152 249ZM96 245H98L99 247L98 246L96 247ZM113 245H115V246H113ZM94 247L96 249H94ZM117 247H118V249H117ZM119 247H121V248H119ZM11 248H13V249H11ZM213 248H215L216 251H213ZM148 249H150V251H148ZM15 250L17 252H15ZM119 250H121V254H123V256H125V258L122 257V255H119L120 254ZM122 250L125 251L126 253L125 252L123 253ZM103 251H104V253H103ZM148 252H150V255H153V256L155 254V256L154 257L150 256L148 254ZM105 253L107 255H105ZM99 254H101L102 256ZM210 254H215V256L210 255ZM157 256H159V257H157ZM150 257H152V258L150 259Z\"/></svg>","mask_w":264,"mask_h":264},{"label":"bare ground","instance_id":"obj_2","mask_svg":"<svg viewBox=\"0 0 264 264\" xmlns=\"http://www.w3.org/2000/svg\"><path fill=\"white\" fill-rule=\"evenodd\" d=\"M36 1V0H35ZM51 0H49L48 2H46V4H48V6L50 5L49 4V2H50ZM52 1H55V0H52ZM66 1V0H65ZM64 1V2H65ZM56 2V1H55ZM63 2V3H64ZM67 2V1H66ZM77 2V3H76ZM53 4V3H52ZM51 4V5H52ZM59 4V3H58ZM61 4V3H60ZM71 4H72V6H75V10H77V11H79L80 12V10H82V11H86L87 12V15H86V13H84V16L86 17V16H89V14H88V12H93V14H94V12H96L98 15V17H101V18H99V21L103 24L104 23V25H105V28H106V25H108L107 26V31L109 32V33H107V35H105V37H104V35L102 34V37L104 38V41L103 42H101V45L97 48V47H95V48H97V53L99 54L97 57H101V60L103 61H105V63H107V61H106V58H108V56H107V54L111 57V56H113V57H117V58H120L118 55H116L115 53H117V52H121V48H122V50H124L123 52H122V54H123V56L120 58L121 60H122V58H124L125 57V47L124 46H126L127 47V45H128V47H130L129 49H128V54H129V57L132 59L133 57H135V62L137 63L138 62V60L136 61V57H140V58H142L143 56L144 57H146V58H150L152 55H154V57H155V52L156 51H150V53H152V54H148V53H146V52H144V51H141V50H138V45H144L145 44V46L148 48L149 47V44H151V42L155 45L156 43H157V41H158V39H159V34H160V32L161 31H164V28L163 27H167V26H171V25H176V22H178L179 23V25L180 24H182V21L183 22H186L187 24H189L190 25V28H191V30H192V32H193V34H194V46L192 47V48H195V45H197V44H200L198 47H199V49H200V54H196V55H199V58H200V61H194L193 60V57L191 56V62H192V67H191V65H188V63L190 62V61H188V63H187V65L185 64V63H183V65L185 64L186 66H184V67H186V68H188L189 66L191 67V69H190V72L191 71H194L195 70V67L196 66H199L198 65V63L200 64V71H199V73L201 72L202 74H205L206 76H207V74L209 75V76H212V75H210V74H214V72H217V71H215V68L218 66L219 67V70H220V66L219 65H217L215 68H214V66L212 65V61H213V57H215L216 58V62L217 63H220L222 60H223V53L222 52H215L214 51V47H215V45H217V42L215 41V40H217L218 42H219V40L218 39H229L230 41H229V43L230 42H232L233 40H236V41H238V40H243L244 41V43H246L248 40H250L251 38H255L256 36L257 37H260V36H258V35H260V34H264V0H76V1H74V0H72V2H71ZM71 4H69V5H71ZM1 5L2 6H0V9L3 11L4 9H6V8H2V7H6L7 5H10V1L9 0H1ZM54 5L56 6L57 5V3L56 4H53V7H54ZM66 5H67V3H66ZM63 6V5H62ZM61 6V7H62ZM57 7H59L58 5H57ZM65 8V7H64ZM66 8H67V6H66ZM71 8V7H70ZM69 8V11L71 10ZM73 8V7H72ZM46 9H47V7H46ZM49 9L51 10V7L49 6V8H48V11H49ZM54 10H55V8H53ZM59 9V8H58ZM58 9H56V10H58ZM63 9V8H62ZM1 11V12H2ZM47 11V12H48ZM59 11V10H58ZM61 11V10H60ZM0 12V13H1ZM44 12H45V10H44ZM43 12V13H44ZM72 12H73V10H72ZM40 13L42 14V11H40ZM55 13H57V11H55ZM52 14L53 16H55L56 14ZM61 13H62V11H61ZM77 13V12H76ZM114 13H116V14H118V15H120V16H123V18L125 19V21L123 22L122 20H120L119 22H117V23H115V22H112L110 19H111V16L114 14ZM46 14V13H45ZM81 14H83L82 12H81ZM2 15H3V12H2ZM1 15V16H2ZM72 15H74V14H72ZM41 16L42 15H39V17H38V20L40 21V18H41ZM46 16V15H45ZM51 16V15H50ZM49 15H48V17H50ZM64 15H63V13H62V17H63ZM4 17V16H3ZM2 17V18H3ZM57 17H59V18H61V14L60 13H57V15H56V17L54 18V19H56V21L55 20H53V21H55V22H57V23H54V25L55 24H58V23H63V21L64 20H62L63 18H61V20H62V22L57 18ZM184 17H186V18H184ZM42 18H44V15H43V17ZM46 18V17H45ZM88 18H90V17H88ZM129 18H131V22H133V25L131 26V29H130V27L129 28H127L126 26L124 27V26H122L124 23H129L128 22V20H129ZM6 19V18H5ZM4 19V20H5ZM48 18H46V20H47ZM75 20H76V22H78L77 20L78 19H76V17L74 18ZM8 20L9 19H7V23H8V25H9V28H11V25H10V23L8 22ZM49 20V19H48ZM74 20V21H75ZM38 21V22H39ZM50 21V20H49ZM92 21L94 22V20L92 19ZM5 22V21H4ZM22 22V21H21ZM64 22H67V21H64ZM68 22H70V21H68ZM90 21L88 20V24L91 26V24L89 23ZM1 23V22H0ZM14 23H16V20L15 19H13V22L11 21V24H14ZM23 23H24V21H23ZM41 23V22H40ZM73 23V22H72ZM97 22H95V24H96ZM2 24V23H1ZM6 24V23H5ZM25 24V23H24ZM31 24V23H30ZM33 24V23H32ZM31 24V25H32ZM34 24H35V22H34ZM84 24H85V22H84ZM102 24H98L99 25V27L100 28H102ZM126 24V25H127ZM38 25V24H37ZM36 25V26H37ZM53 25V24H52ZM89 25H88V28H90L89 27ZM92 25H93V23H92ZM160 25H161V27H160ZM51 26V25H50ZM56 26H58V25H56ZM81 26V25H80ZM85 26H86V24H85ZM128 26V25H127ZM181 26V25H180ZM8 27V26H7ZM97 26H95V28H96ZM1 28V27H0ZM6 28V27H5ZM36 28V27H35ZM46 28H47V26H46ZM62 28V27H61ZM67 28H68V24H67ZM67 28H66V33H67ZM160 28H163L161 31H160ZM3 29V28H2ZM57 29V28H56ZM76 29H77V27H76ZM87 29V28H86ZM179 29V28H178ZM177 29V30H178ZM5 30L6 29H4V32H5ZM13 30V29H12ZM11 30V31H12ZM17 30H19V29H16V34H12L11 32V34H12V36L13 35H16L17 36ZM59 30V29H58ZM62 30V29H61ZM180 30V29H179ZM190 30V31H191ZM15 31V30H14ZM25 31H27L26 29H25ZM43 31H45L44 30V28H43ZM50 31V30H49ZM54 30H52V32H53ZM77 31V30H76ZM81 31V30H80ZM79 31V32H80ZM85 31V30H84ZM87 31V30H86ZM94 31H95V29H94ZM94 31H92V33L94 32ZM97 31V30H96ZM95 31V32H96ZM4 32H3V34H2V36L3 35H5L4 34ZM13 32V31H12ZM19 32H21L20 30H19ZM23 32V31H22ZM100 32H102V31H100ZM184 32V31H183ZM14 33V32H13ZM43 33V32H42ZM47 33V32H46ZM56 33V32H55ZM59 33H61V31L60 32H57V34L59 35ZM85 33H87V32H85ZM104 33V32H103ZM24 34V33H23ZM47 34H49V33H47ZM54 34V33H53ZM88 34H89V32H88ZM87 34V35H88ZM94 34H96V33H94ZM111 34H113V35H111ZM162 34V33H161ZM50 35H52L51 33H50ZM57 35V36H58ZM61 35H65V33L63 34H61ZM116 35V36H115ZM117 35H118V40H116V42H114V41H112V39L114 40V38L115 37H117ZM0 36H1V30H0ZM53 36V35H52ZM90 36H91V33H90ZM95 36H97V35H95ZM34 37V36H33ZM85 37V36H84ZM92 37V36H91ZM2 38V37H1ZM60 38H62L61 36H60ZM88 38V37H87ZM96 38V37H95ZM184 38V37H183ZM37 39V38H36ZM54 39V38H53ZM189 40L190 39H192V38H188ZM197 39V40H196ZM208 39H211V42L209 43V41L207 42V40ZM1 40V39H0ZM16 41H15V43H13V45H16V42H18V44H17V47H19V41H17V38L15 39ZM24 40V39H23ZM46 40V39H45ZM89 40H91V39H89ZM88 40V41H89ZM98 40V39H97ZM160 40V39H159ZM205 40H206V42H205ZM226 40V41H227ZM263 40V39H262ZM34 41H35V39H34ZM47 41V40H46ZM44 42V43H48V42ZM54 41V43H55V41L56 40H53ZM85 41V40H84ZM190 41H192V40H190ZM6 42V41H5ZM24 42V41H23ZM94 42V41H93ZM196 42V43H195ZM216 42V44L214 45V43ZM64 43V42H63ZM160 43V42H159ZM206 43V44H205ZM209 45H208V44ZM7 44V43H6ZM43 44V43H42ZM96 44V43H95ZM191 45H192V43H190ZM189 44V45H190ZM159 45V44H158ZM189 45H188V47H189ZM205 45L206 46H212L211 48H212V50H211V54L209 53L208 54V48H206L205 47ZM43 46V45H42ZM51 46V45H50ZM54 46V45H53ZM60 46L61 47H63V45H61L60 44ZM59 46V49H61V47ZM65 46V45H64ZM92 46V45H91ZM120 46H122V47H120ZM222 46H223V44H222ZM5 47V46H4ZM66 47V46H65ZM83 47V46H82ZM224 47H226V46H224ZM224 47H222V48H224ZM43 48V47H42ZM84 48H86V46L84 47ZM187 48V47H186ZM216 48H218V46L216 47ZM261 48V47H260ZM259 48V49H260ZM46 49V48H45ZM207 49V50H206ZM220 49V48H219ZM218 49V51H220ZM225 49V48H224ZM226 49H229L228 47H226ZM259 49H257V50H259ZM66 50V49H65ZM183 50V49H182ZM187 50V49H186ZM263 50V52H264V49H261V51ZM35 51H36V49H35ZM208 51V52H207ZM0 52H3V51H0ZM56 53H57V51H55ZM54 52V53H55ZM65 52H68V50H66ZM262 52V53H263ZM69 53V52H68ZM71 53V52H70ZM89 53H90V50H89ZM233 53V52H232ZM237 53V52H236ZM257 53H259V52H257ZM18 54V53H17ZM16 54V55H17ZM94 54V53H93ZM110 54H112V55H110ZM185 54H186V52H185ZM264 54V53H263ZM4 55V54H3ZM6 55V54H5ZM77 55V54H76ZM85 55H86V53H85ZM90 55H91V53H90ZM96 55V54H95ZM94 55V56H95ZM119 55H121L120 53H119ZM209 55H211V56H209ZM7 56V55H6ZM47 56V55H46ZM52 56V55H51ZM66 57H67V55H65ZM65 56H64V60H65ZM79 56H81V55H79ZM92 56V55H91ZM189 56V55H188ZM68 57H69V55H68ZM67 57V58H68ZM70 57H72V53L70 54ZM109 57V58H110ZM212 57V58H211ZM59 58H60V56H59ZM73 58V57H72ZM92 58H94V57H92ZM92 58H90V59H92ZM145 58V59H146ZM156 58V57H155ZM188 57H186L185 59H187ZM189 58H190V56H189ZM188 58V59H189ZM198 58V59H199ZM12 59H13V56H12ZM16 59H17V57H16ZM48 59H49V56H48ZM51 59H53V56H52V58ZM111 59L113 60V62H114V59L111 57ZM211 59H212V61H211ZM7 60V58L5 59V61ZM10 60V59H9ZM6 61L7 63L6 64H8L10 61ZM61 60H62V58H61ZM93 60V59H92ZM95 60V59H94ZM97 60H99V59H97ZM127 60H129V59H127ZM245 60H247L246 58H245ZM68 61V60H67ZM74 61V60H73ZM156 61H157V59H156ZM155 61V62H156ZM257 61V60H256ZM262 61V60H261ZM39 62V61H38ZM51 62V61H50ZM63 62H65V61H63ZM95 62V61H94ZM145 62V61H144ZM224 62V61H223ZM253 62V61H252ZM251 62V64H250V66H252L253 65V63ZM12 63H14V61H12ZM11 62L9 63V67H14V65H15V63L14 64H12ZM51 63H54V62H51ZM56 63H58V62H56ZM71 63V61H69V64ZM84 63V62H83ZM83 63H80V65H77V67L78 66H80V68H81V65L83 64ZM104 63V64H105ZM123 63H124V61H123ZM157 63H158V61H157ZM248 63V62H247ZM258 63V62H257ZM11 64L13 65V66H11ZM20 64V63H19ZM85 64V63H84ZM83 64V65H84ZM103 64V65H104ZM108 64H109V60H108ZM264 64V63H263ZM52 65H54V64H52ZM83 65H82V67H83ZM86 65V64H85ZM101 65V64H100ZM124 65V64H123ZM126 65V64H125ZM129 65V64H128ZM150 65V64H149ZM159 65H160V63H159ZM158 65V66H159ZM182 65V64H181ZM182 65V66H183ZM194 65H196V66H194ZM56 66V65H55ZM68 66V65H67ZM73 66V64L71 65V67ZM127 66V65H126ZM148 66V65H147ZM249 66V67H250ZM2 67V66H1ZM9 67H7L8 69H9ZM17 67V66H16ZM26 67V66H25ZM25 67H24V69H25ZM74 67V66H73ZM100 67V66H99ZM111 67V66H110ZM149 67V66H148ZM217 67V68H218ZM6 68V69H7ZM53 68H55V67H53ZM94 68V67H93ZM150 68H152V67H150ZM150 68H149V70H150ZM180 68V67H179ZM222 68V67H221ZM242 68V67H241ZM248 68V67H247ZM256 68H258V67H255L254 69H256ZM260 68V67H259ZM258 68V69H259ZM11 69V68H10ZM22 69H23V67H22ZM56 69V68H55ZM54 69V71H56ZM64 69H65V67H64ZM66 69H68V68H66ZM76 69V68H75ZM99 69V68H98ZM101 69V68H100ZM251 69V68H250ZM253 68H252V70L255 72V70H254ZM16 70V69H15ZM14 70V71H15ZM81 70H82V68H81ZM81 70H79V71H81ZM91 70H93L92 68H91ZM113 70H115V69H113ZM131 70V69H130ZM155 70V69H154ZM241 70V69H240ZM263 70V69H262ZM8 71V70H7ZM23 71V70H22ZM74 71V68H73V70H72V72ZM77 71V70H76ZM75 71V72H76ZM82 71H84V70H82ZM94 71H96V68L93 70V72H92V74H94ZM147 71H148V69H147ZM153 71V70H152ZM182 71V70H181ZM196 71H198V69L196 70ZM242 71V70H241ZM5 72V71H4ZM10 72H11V70H10ZM61 72V71H60ZM70 72V71H69ZM71 72V73H72ZM100 72V71H99ZM95 73L94 75H95V77H96V75L97 74H99L100 75V73ZM105 72H106V70H105ZM113 72V71H112ZM122 72V71H121ZM155 72H156V70H155ZM155 72H154V74H155ZM258 72V70L255 72V73H257ZM12 73H13V71H12ZM11 73V74H12ZM15 73V77H17V75H16V72H14ZM25 73V72H24ZM27 73V72H26ZM29 74H28V78H29V75H31L30 74V72H28ZM47 73V72H46ZM152 73V72H151ZM150 73V74H151ZM179 73H180V71H179ZM198 73V74H199ZM251 73H253V72H251ZM9 74V73H8ZM57 74V73H56ZM61 74H63L62 72L60 73V76H61ZM103 74V73H102ZM108 74V73H107ZM112 73H110V75H111ZM150 74L148 75V76H150ZM153 74V73H152ZM186 74H187V72H186ZM248 74V73H247ZM249 74H250V72H249ZM1 75V74H0ZM5 75H7L6 74V72H5ZM5 75H2L3 77L5 76ZM93 75V76H94ZM116 75V74H115ZM123 75V74H122ZM121 75V76H122ZM182 75V74H181ZM222 75V74H221ZM251 75V74H250ZM2 76H1V79H2V81H3V78H2ZM10 76V75H9ZM31 76H34L33 74L31 75ZM49 75L47 74V77H48ZM58 76V75H57ZM66 76V75H65ZM72 76V75H71ZM124 76V75H123ZM127 76V75H126ZM142 76V75H141ZM200 76V75H199ZM205 76V77H206ZM223 76V75H222ZM255 76H256V74H255ZM8 77V75L5 77L6 78V80L5 81H7V80H9L8 82L10 83V79L11 78H13L14 77V75H12V77L9 79V78H7ZM64 77V76H63ZM79 77H80V73H79ZM82 77H83V74H82ZM90 77V76H89ZM115 77V76H114ZM130 77H132L131 75H130ZM144 77V76H143ZM184 77V76H183ZM183 77H182V79H183ZM186 79L188 80L189 79V77L186 75ZM192 77V76H191ZM203 77V76H202ZM224 78H227V77H225V76H223ZM242 77H244V75L242 76ZM61 78V77H60ZM60 78H57V79H60ZM74 78H75V76H74ZM136 78V77H135ZM145 78H147V77H145ZM145 78H144V80H145ZM152 77H150V79H151ZM185 78V77H184ZM193 79H194V76L192 77ZM191 78V79H192ZM197 78L198 77H196V81H197ZM234 78V77H233ZM247 78V77H246ZM257 78H259L258 77V74H257ZM18 79V78H17ZM48 79H49V77H48ZM50 79H51V77H50ZM93 79V78H92ZM95 79V78H94ZM105 79H107V78H105ZM115 80L117 79L118 80V78H114ZM120 79H123V78H120ZM158 79V78H157ZM237 79H238V77H237ZM261 79V78H260ZM12 80V79H11ZM64 81H65V79H63ZM67 80V79H66ZM80 80V79H79ZM97 80V79H96ZM117 80H116V82H117ZM126 80V79H125ZM144 80H141V82L142 81H144ZM177 80V79H176ZM175 80V81H176ZM198 80H199V78H198ZM202 80V79H201ZM201 80L200 81H197L198 83L199 82H201ZM240 80V79H239ZM251 80V79H250ZM249 80V81H250ZM253 80V79H252ZM13 81H15L14 79H13ZM12 81V83H15V82H13ZM18 81H20L19 79H18ZM23 81V80H22ZM35 81V80H34ZM54 80H52V82H53ZM62 81V80H61ZM85 81H87V80H85ZM85 81H83L84 83H85ZM107 81H108V79H107ZM119 81V80H118ZM121 81V80H120ZM159 81V80H158ZM158 81H156L155 83H157ZM194 81H195V79H194ZM196 81H195V83H196ZM240 82V81H238V80H235V82ZM1 82V81H0ZM78 82V81H77ZM89 82V81H88ZM109 82H112V79L110 80L109 79ZM109 82H108V87H109ZM122 82H123V80H122ZM140 82V81H139ZM139 82L138 83H136V85L135 84H133L134 85V87H132V90H135V88H137L136 86H138L137 84H139ZM189 82H190V84H189ZM188 82V84L190 85V87L191 86H194V83H193V85H192V81H189ZM213 82V81H212ZM3 83V82H2ZM5 83V82H4ZM71 83V82H70ZM69 83V84H70ZM82 83V85L83 86H85V84H86V87L88 86V84L87 83ZM126 83V82H125ZM128 83V82H127ZM133 83V82H132ZM153 83H154V81H153ZM154 83V84H155ZM183 83H184V81H183ZM187 83V82H186ZM186 83L184 84L186 87H188V84L186 85ZM209 83H211V80H210V82ZM215 83V82H214ZM214 83H212L213 85H216V84H214ZM221 83V82H220ZM242 83V82H241ZM247 83H248V81H247ZM256 83V82H255ZM97 84V83H96ZM101 84V83H100ZM113 84L116 86V84L114 83V81H113ZM180 84V83H179ZM200 84V83H199ZM256 84H258V83H256ZM260 84V83H259ZM0 85H1V83H0ZM12 85V84H11ZM25 85V84H24ZM71 85V84H70ZM106 85V84H105ZM120 85V84H119ZM130 85H132L131 84V82H130ZM237 83H236V88H237ZM6 87H7V85H5ZM10 86V85H9ZM12 86H14V85H12ZM72 86V85H71ZM96 86V85H95ZM104 86V85H103ZM102 86V87H103ZM111 86V85H110ZM142 86H144V84H142ZM156 86V85H155ZM174 85H172L171 87L172 88H174L173 87ZM258 87H259V85H257ZM1 87V86H0ZM5 87V88H6ZM121 87H123V86H121ZM170 87V86H169ZM197 87V86H196ZM258 87H257V90H256V92L258 91V92H260V90H261V88H262V86H261V88H260V90L258 89ZM2 88H3V84H2ZM24 88H25V86H24ZM83 88V87H82ZM88 89L87 90H89V92H91L92 90H91V88L90 87H87ZM111 88V87H110ZM116 88V87H115ZM129 88V87H128ZM138 88H140V87H138ZM142 88V87H141ZM189 88V87H188ZM256 88V87H255ZM107 89V88H106ZM130 89H131V86H130ZM144 89H146V88H144ZM153 89H154V87H153ZM191 89H192V87H191ZM200 89V88H199ZM209 89H212L211 90V92L210 93H212V91H213V87L212 88H210V85H209V87L207 88V91H206V93L208 94V91H209ZM239 89V88H238ZM1 90V89H0ZM29 90V89H28ZM76 90V89H75ZM91 90V91H90ZM102 90H103V88H102ZM108 90V89H107ZM113 90H115V89H113ZM174 90V89H173ZM184 90V89H183ZM220 90H222L221 89V87H220ZM240 90H241V88H240ZM245 90V89H244ZM250 90V89H249ZM264 90V89H263ZM86 91V90H85ZM123 91V90H122ZM180 91V88H179V90H178V92ZM185 91V90H184ZM186 91H187V89H186ZM223 91V90H222ZM242 91V90H241ZM254 91V90H253ZM262 91V90H261ZM79 92H80V90H79ZM78 92V93H79ZM87 92V91H86ZM88 92V93H89ZM97 92V91H96ZM105 92V91H104ZM107 92V91H106ZM117 92H119V91H117ZM136 92V91H135ZM141 92H143V88H142V91ZM159 93H160V91H158ZM176 93V94H179V93ZM183 92V91H182ZM198 92H199V90H198ZM205 92V91H204ZM257 92V93H258ZM100 93V92H99ZM124 93H126V92H124ZM147 93V95H150L148 92H146ZM192 93H194V92H192ZM217 93V92H216ZM249 93H250V91H249ZM107 94V93H106ZM111 94V93H110ZM127 94V93H126ZM136 94H138V92L136 93ZM141 94H143V93H141ZM182 95L183 94H185V93H181ZM251 94V93H250ZM255 94V93H254ZM262 94H263V92H262ZM38 95V94H37ZM80 95H82V93L81 94H79V96ZM108 95V94H107ZM117 94H115V96H116ZM129 95V94H128ZM132 95V97L133 98H135L134 97V95L133 94H131ZM218 95H219V91H218V94H217V100H218ZM244 95H245V93H244ZM259 95L261 96V98L263 97L264 98V96H262L261 95V93H259ZM84 96V95H83ZM86 96V95H85ZM104 96H105V94H104ZM204 96H205V94H204ZM207 96L208 95H206V98H207ZM216 96V95H215ZM214 96V97H215ZM242 96H243V94H242ZM251 96V95H250ZM4 97V96H3ZM87 97L88 96H86V99H87ZM99 97H101V94H100V96ZM120 97V96H119ZM122 97H124V95H122ZM150 97H152V95H150ZM211 96H208V98H210ZM243 97H246V96H243ZM14 98V97H13ZM78 98V97H77ZM116 98V97H115ZM115 98H113V100H116L117 101V99H115ZM139 98V97H138ZM137 98V99H138ZM157 98V97H156ZM174 98H176V97H174ZM179 98H182V97H179ZM192 98H194V97H192ZM206 98L204 99L205 101H206ZM93 99V98H92ZM110 99H112V97L110 98ZM128 99V98H127ZM155 99V98H154ZM159 99H162V98H160V96H159ZM159 99H157L156 101H158ZM164 99V98H163ZM171 99H172V97H171ZM212 99V98H211ZM234 99V98H233ZM14 100V99H13ZM20 100V99H19ZM80 100V99H79ZM94 101H95V99H93ZM104 100V99H103ZM174 100V99H173ZM172 100V101H173ZM177 100V99H176ZM182 100V99H181ZM203 100V99H202ZM213 100V99H212ZM216 100V101H217ZM17 101V100H16ZM84 101H85V99H84ZM83 101V98H82V102H84ZM94 101H92V102H94ZM122 101V100H121ZM124 101V100H123ZM128 102L130 101V100H127ZM140 101H141V99H140ZM155 101V102H156ZM208 101V100H207ZM219 101V100H218ZM221 101V100H220ZM222 101H223V99H222ZM222 101H221V103H222ZM98 102V101H97ZM120 102V101H119ZM159 102V101H158ZM174 102H175V100H174ZM185 102H187V101H184V104L183 105H185ZM209 102H211V101H209ZM12 103H13V101H12ZM26 103V102H25ZM28 103V102H27ZM26 103V104H27ZM81 103V102H80ZM103 103H105V100H104V102ZM117 103V102H116ZM141 103H142V101H141ZM177 103V102H176ZM225 103V102H224ZM235 103H237V101L235 102ZM34 104V103H33ZM94 104V103H93ZM98 104H100V100H99V102H98ZM110 104V103H109ZM113 104V103H112ZM125 104V103H124ZM123 104V105H124ZM128 104H131V103H128ZM127 104V105H128ZM148 106H150L149 104H148V102L146 103ZM145 104V105H146ZM213 104V103H212ZM234 104V103H233ZM259 104H260V102H259ZM7 105H8V103H7ZM10 105V104H9ZM59 105V104H58ZM81 105L83 106V104L81 103ZM92 105V104H91ZM114 105H116L115 103H114ZM144 105V104H143ZM142 105V106H143ZM179 105H180V102H179ZM191 105V104H190ZM190 105H188L189 107H190ZM197 105H199V104H197ZM231 105V104H230ZM229 105V106H230ZM237 105H239V104H237ZM27 106H28V104H27ZM63 106H64V104H63ZM90 106V105H89ZM92 106H94V108H95V105H92ZM102 106V105H101ZM121 106V105H120ZM136 106V105H135ZM222 106H223V104H222ZM233 106V105H232ZM16 107H17V105H16ZM56 107H57V105H56ZM58 107H60V106H58ZM71 107V106H70ZM151 107V106H150ZM226 107V106H225ZM224 107V108H225ZM247 107H249V106H247ZM29 108V107H28ZM68 108H69V106H68ZM72 108V107H71ZM71 108H69V110L71 109ZM76 108V107H75ZM121 108H122V106H121ZM127 107H123V109L125 110V111H127V109H126ZM149 108V107H148ZM159 106H158V108H157V110L159 111ZM191 109H192V105H191V107H190ZM205 108H207V107H205ZM251 108V107H250ZM255 108V107H254ZM263 108V107H262ZM3 109V108H2ZM7 109V108H6ZM12 109V108H11ZM105 110H106V108H104ZM130 109V108H129ZM162 109V108H161ZM194 109V108H193ZM200 109V108H199ZM245 109V108H244ZM68 109H67V111H69ZM73 110V109H72ZM75 110V109H74ZM73 110V111H74ZM95 110H97L96 108H95ZM100 110V109H99ZM105 110L103 111V112H105ZM131 110V109H130ZM139 110H140V108H139ZM138 110V111H139ZM189 111H190V109H188ZM197 110H198V108H197ZM202 110H204V109H200V112L202 111ZM255 110V112H256V108L254 109ZM91 111H92V109H91ZM107 111V110H106ZM116 111H117V109H116ZM119 111V110H118ZM141 111V110H140ZM146 111V110H145ZM188 111V112H189ZM205 111V110H204ZM203 111V112H204ZM221 111H223V110H221ZM234 111V110H233ZM242 111V110H241ZM247 111H249V110H247ZM250 111H252V108H251V110ZM3 112V111H2ZM5 112V111H4ZM29 112V111H28ZM30 112H31V110H30ZM78 112V111H77ZM101 112V111H100ZM109 112V111H108ZM129 112V111H128ZM133 113H134V110L132 111ZM162 112V111H161ZM161 112L159 111V114H161ZM167 112V111H166ZM166 112H165V114H166ZM214 112V111H213ZM235 112H237V110L235 111ZM234 112V113H235ZM72 113V112H71ZM74 114H76L75 113V111L73 112ZM79 113H80V111H79ZM111 113V112H110ZM114 113V112H113ZM131 113V112H130ZM147 113V112H146ZM150 113H151V111H150ZM158 113V112H157ZM186 113V112H185ZM206 114H205V116L207 117V119H208V121L210 122L211 121V123H212V120H211V118H210V120H209V116H207V112H205ZM239 113H240V111H239ZM7 114V113H6ZM16 113H14V115H15ZM27 114V113H26ZM73 114V115H74ZM83 114H84V112H83ZM91 114V113H90ZM95 114H98L97 113V111H95ZM107 113L105 112V115H106ZM129 114V113H128ZM141 114V113H140ZM139 114V115H140ZM148 114V113H147ZM162 114H164V111L162 112ZM164 114V116L166 117V119L168 120L169 118H168V116H166ZM192 114V113H191ZM201 114V113H200ZM236 114V113H235ZM262 114H263V112H262ZM8 115V114H7ZM29 115H31V114H29ZM33 115V114H32ZM119 115V114H118ZM134 115V114H133ZM157 115V114H156ZM225 115V114H224ZM226 115H227V112H226ZM238 115V114H237ZM240 115V117H241V115L242 114H239ZM248 115V114H247ZM0 116H1V113H0ZM121 116H122V114H121ZM130 116V115H129ZM160 116H162V115H160ZM170 116V115H169ZM175 116H176V118H175ZM178 116V114H176V115H173L172 117H174V119L176 120L177 118H179V117H177ZM200 116H202V115H200ZM204 116V117H205ZM228 116V115H227ZM242 116H244V115H242ZM246 116V115H245ZM249 116H250V118H251V115L249 114ZM65 117H66V115H65ZM116 117H117V115H116ZM127 117V116H126ZM142 117V116H141ZM159 117V116H158ZM194 117V116H193ZM203 117V116H202ZM224 117H226V116H224ZM239 117V118H240ZM254 117V116H253ZM251 118L252 120L254 119V118ZM32 118H33V116H32ZM39 118V117H38ZM42 118V117H41ZM61 118V117H60ZM71 118H72V115H71ZM87 118L89 119V121L91 120L92 121V119H91V117L89 116V117H86L85 116V119H84V117H82V119L83 120H87ZM105 118H107V117H105ZM123 118V117H122ZM127 118H130V117H127ZM134 118V117H133ZM133 118H131L132 120L131 121H133ZM138 118V117H137ZM144 118H146L145 116H144ZM149 118V117H148ZM195 118V117H194ZM200 118V117H199ZM27 119V118H26ZM34 119H35V117H34ZM33 119V120H34ZM58 119H59V117H58ZM65 119H67V117L65 118ZM81 119V122L83 123L84 121ZM103 119V118H102ZM117 119V118H116ZM121 119V118H120ZM136 119V118H135ZM147 119V118H146ZM155 119H157V118H155ZM154 119V120H155ZM185 119V118H184ZM212 119H213V116H212ZM226 119V118H225ZM223 120V121H227V119L228 120H230V117L229 118H227L226 120ZM242 119H243V117H242ZM241 119V120H242ZM248 119V118H247ZM32 120V119H31ZM32 120V121H33ZM41 120V119H40ZM44 120H45V118H44ZM68 120H69V118H68ZM99 120H101V118L99 119ZM108 120V119H107ZM122 120V122H123V119H121ZM120 120V121H121ZM140 120V119H139ZM162 120H163V118H162ZM177 120H179V119H177ZM234 119L231 117V123H232V121H233ZM24 121H25V119H24ZM30 121V120H29ZM46 121V120H45ZM59 121V120H58ZM90 121V122H91ZM148 121V120H147ZM166 120H164V123L163 124H165L166 122H165ZM180 121V120H179ZM182 121V120H181ZM190 121H191V124L192 125H194V121L193 120H191L190 119ZM190 121H189V125H190ZM202 121H203V119H202ZM208 121H206V122H208ZM235 121L236 120H234L233 122L235 123ZM247 121V120H246ZM255 121V120H254ZM34 122V121H33ZM36 122V121H35ZM43 122V121H42ZM70 122V121H69ZM68 121H67V123H69ZM90 122H89V124H90ZM124 122H125V120H124ZM138 122V121H137ZM149 122V121H148ZM155 122H157V120L155 121ZM178 122V121H177ZM221 122V121H220ZM219 122V123H220ZM253 122V121H252ZM264 122V121H263ZM28 123V122H27ZM41 123V122H40ZM44 123V122H43ZM46 123V122H45ZM66 123V124H67ZM87 123H88V121H87ZM92 123V122H91ZM97 123H99V122H97ZM102 123H104L103 121H102ZM131 123V122H130ZM228 123H230L229 121H228ZM230 123V124H231ZM254 123H256V121L254 122ZM259 123H260V125H262V121H260L259 120ZM7 124V123H6ZM5 124V125H6ZM30 124V123H29ZM31 124H33V123H31ZM30 124V125H31ZM58 124H59V122H58ZM70 124V126H71V128H72V125H71V123H69ZM105 124H106V122H105ZM111 124V123H110ZM110 124H108V122H107V125L109 126V131H108V127H107V125H103V126H105V128H107V130H106V132H107V134L108 133H110V129H112V128H110V126L111 125H113L114 123H112L111 125ZM123 125H124V123H122ZM139 124V123H138ZM140 124H141V122H140ZM147 124V123H146ZM149 124H150V122H149ZM148 124V125H149ZM174 124V123H173ZM178 124V123H177ZM197 124V123H196ZM195 124V125H196ZM244 124V123H243ZM46 125V124H45ZM86 125V128H87V124H85ZM208 125V124H207ZM209 125H210V123H209ZM221 125V124H220ZM38 128H37V131L39 130V131H43V128H46V127H44L43 126V124L42 125H39L38 124ZM47 126V125H46ZM66 126V125H65ZM69 126V125H68ZM67 126V127H68ZM99 127H101V125L99 124L98 125ZM98 126L96 125V127L98 128ZM116 126H117V124H116ZM125 126V125H124ZM132 126V125H131ZM178 126V125H177ZM197 126V125H196ZM236 126H238V125H236ZM36 127V126H35ZM138 127V126H137ZM152 127H153V125H152ZM151 127V128H152ZM165 127H166V125H165ZM174 127V126H173ZM219 127V126H218ZM235 127V126H234ZM242 127H243V125H242ZM246 127L248 128V130H250L249 129V127L246 125ZM1 128V127H0ZM3 128V127H2ZM12 128V127H11ZM32 128H33V126H32ZM61 128V127H60ZM83 128V127H82ZM86 128L84 129L85 130V133H86ZM92 128V127H91ZM95 127H93L91 130H93ZM118 128V127H117ZM123 128H126V127H123ZM122 128V129H123ZM141 128V127H140ZM164 128V127H163ZM163 128H162V130H163ZM172 128V127H171ZM191 128H193V127H191ZM198 128H199V126H198ZM197 128V129H198ZM202 128V127H201ZM201 128H200V138H198L199 140L201 139V136L203 137V135H202V132H203V129L201 130ZM231 128H233V126H231ZM251 128V127H250ZM257 128H259V127H257V125H256V127H255V129H257ZM8 129V128H7ZM47 129V128H46ZM63 129V128H62ZM96 129V128H95ZM103 129V128H102ZM133 129V128H132ZM154 129V128H153ZM173 129V128H172ZM224 129V128H223ZM239 128L237 127V132L239 131L238 130ZM242 129V128H241ZM244 129H245V127H244ZM5 130V129H4ZM119 130V129H118ZM130 130V129H129ZM135 130V129H134ZM175 130H176V127H175ZM175 130L173 131V132H175ZM179 130H180V128H179ZM226 130H228L227 132L225 131V133H227L228 134V132L230 131L229 130V128H227L226 127ZM243 130V129H242ZM242 130H240L241 131V134H242ZM39 131H38V133H39ZM100 131V130H99ZM103 131H104V129H103ZM150 131H151V129H150ZM159 131V130H158ZM181 131H182V129H181ZM181 131H180V133H181ZM202 131V132H201ZM209 131H211V129H209ZM220 131H221V128H220ZM234 131V129H232V131L231 132H233ZM243 131H245V130H243ZM61 132V131H60ZM92 132V131H91ZM96 133L97 131L96 130H94L93 131V133ZM101 132H102V130H101ZM122 132V138L121 137H119L120 139H125V140H129V142H127V143H130V139L128 138V137H126L125 136V133H123V130L121 131L120 130V133ZM152 132V131H151ZM173 132L171 133V135H173ZM208 132V131H207ZM217 132V131H216ZM230 132V133H231ZM248 132V133H247ZM249 132H251V131H246V134H245V136L244 137H241L242 135L240 134H238L239 135V137L236 135V133H235V135L237 136V142H239L238 140H240L241 138H242V140H244L243 138H245V140L247 141V139H249L250 138V136L251 135H248L249 134ZM261 132V131H260ZM9 133H11V131L9 132ZM34 133L37 135V133H36V131H34ZM45 133V132H44ZM71 133V132H70ZM93 133H91L92 134V137H93ZM103 133V132H102ZM129 133V132H128ZM166 133V132H165ZM204 133V132H203ZM211 133H212V131H211ZM221 133H223V131L221 132ZM221 133L220 132H217V133H215V135L213 136V138H212V140H214V142H216L215 143V145L217 144V143H220L221 142V139H222V136H221ZM263 133V132H262ZM5 135H7V133H4ZM43 134V133H42ZM61 134H62V132H61ZM97 134V133H96ZM150 134V133H149ZM155 134V133H154ZM157 134V133H156ZM167 134H169L168 132H167ZM179 134V133H178ZM205 134H206V131H205ZM252 134V133H251ZM63 135V134H62ZM71 135V134H70ZM83 135H84V131H83ZM87 135V134H86ZM110 135V134H109ZM171 135L169 134V139L171 138ZM184 135V134H183ZM182 135V137H184ZM186 135H188V134H186ZM185 135V136H186ZM193 135V134H192ZM197 135V134H196ZM195 135V136H196ZM229 135V134H228ZM262 135V134H261ZM10 136V135H9ZM91 136V135H90ZM96 136V135H95ZM104 136H105V132H104ZM107 136V135H106ZM105 136V137H106ZM119 136H120V134H119ZM130 136V135H129ZM137 136V135H136ZM141 136H143V135H141ZM140 136V137H141ZM175 135H173V137H174ZM198 136V135H197ZM230 136V135H229ZM235 136V137H236ZM246 136H247V138H246ZM249 136V137H248ZM254 136V135H253ZM33 138H35L34 136H32ZM39 137V136H38ZM64 137V139L66 138L65 136H63ZM78 137V136H77ZM76 137V138H77ZM81 137H82V134H81ZM81 137H80V139H81ZM87 137H89V136H87ZM125 137V138H124ZM151 137L153 138V137H155L154 135L152 136L151 135ZM181 137V136H180ZM194 137V136H193ZM208 137V136H207ZM226 137V136H225ZM241 137V138H240ZM255 137V136H254ZM254 137H253V139H254ZM261 137V136H260ZM36 138H37V136H36ZM69 138L70 137H68V140H67V142L69 141ZM72 138V137H71ZM116 139H117V137H115ZM147 138V137H146ZM157 137H155V139H156ZM204 138V137H203ZM202 138V139H203ZM258 138V137H257ZM264 138V134H263V137L261 138V139H263ZM10 139H13V137H11L10 136ZM32 139V138H31ZM39 139H41V138H39ZM67 139V138H66ZM79 139V138H78ZM88 139V138H87ZM94 139V138H93ZM96 139V138H95ZM102 139V138H101ZM142 139V138H141ZM141 139L139 138L138 140H140L141 141ZM181 139V138H180ZM183 139V138H182ZM186 139V138H185ZM197 139V140H198ZM205 139H206V137L204 138V141H205ZM208 140V144L210 143V140H209V138H207ZM211 139V138H210ZM236 139V138H235ZM252 138H250V140H251ZM82 140V139H81ZM84 140H86L85 138H84ZM105 140H106V138H105ZM104 140V141H105ZM115 140V139H114ZM118 141H119V139H117ZM121 141L122 143L124 142V141ZM132 140V139H131ZM137 140V141H138ZM159 140H161V139H159ZM192 140V139H191ZM199 140H198V142H199ZM242 140H240V141H242ZM249 140V141H250ZM255 140H256V137H255ZM254 140V141H255ZM259 141H260V139H258ZM258 140H257V144H258ZM14 141L15 140H13V143H14ZM32 141H33V144H34V146H33V148H36V146L35 145H38L40 142H41V140H39L38 141V139H37V141H38V144H36V140H34V139H32ZM83 141V140H82ZM136 141V140H135ZM134 141V142H135ZM148 141V140H147ZM153 141V140H152ZM156 141V140H155ZM162 141V140H161ZM179 141V140H178ZM187 142H190V140L189 139H187L186 140ZM194 141V140H193ZM195 141H196V139H195ZM201 141H203V140H200V142ZM252 141V140H251ZM89 142V146H90V144H91V142L92 141H88ZM107 142V141H106ZM132 142V141H131ZM143 142V141H142ZM144 142H146V141H144ZM149 142V141H148ZM160 142V141H159ZM169 142H171V141H169ZM181 143H186V142H184V140H183V142L182 141H180ZM197 142V143H198ZM200 142H199V144H200ZM243 142H245V141H243ZM243 142H242V144H243ZM263 143V141H260V143ZM2 143V142H1ZM69 143H71V142H69ZM82 143V142H81ZM124 143H126V142H124ZM151 143V142H150ZM153 143L154 142H152L151 144L153 145ZM163 143V142H162ZM165 143V142H164ZM173 143V142H172ZM172 143H170L171 145H172ZM179 143V142H178ZM205 143H207V142H205ZM228 143H230V141L228 142ZM23 144V142L21 143V145ZM30 144V143H29ZM72 144L73 145H76V144H74L73 142H72ZM93 144V143H92ZM97 144V143H96ZM142 144V143H141ZM144 144V143H143ZM175 144V143H174ZM188 145H189V143H187ZM192 144V143H191ZM222 144V143H221ZM226 144H227V142H226ZM241 144V143H240ZM255 144H256V142H255ZM13 145H15V143L13 144ZM13 145L11 146V147H13ZM24 145V144H23ZM84 145V144H83ZM98 146H97V148L99 147V142H98V144H97ZM131 145V144H130ZM151 145V146H152ZM180 145V144H179ZM184 145V144H183ZM198 145V144H197ZM214 145V144H213ZM213 145H211V149H212V146ZM225 145V144H224ZM251 145H254V144H252L251 143ZM2 146H4V145H2ZM1 145H0V147H2ZM39 146L40 145H38L37 147H38V149H40L39 148ZM94 146V145H93ZM146 146H147V143H146ZM150 146V147H151ZM166 146V145H165ZM199 146H202V145H199ZM219 146V145H218ZM222 145H220V147H221ZM247 146V145H246ZM18 147V146H17ZM77 147V146H76ZM87 147L88 146H83L80 150H83L84 152H85V149H87ZM92 147V146H91ZM106 147V149H107V147L108 146H106V145H104V148ZM131 147H133L132 145H131ZM141 147V146H140ZM153 147H156V145H153L152 146V148ZM187 147V146H186ZM191 147H192V145H191ZM197 147V146H196ZM196 147H195V150L193 149V148H191V150L193 149V151L195 152V151H197V150H200L199 149V147H198V149L196 150ZM204 147V146H203ZM210 147V146H209ZM215 147V146H214ZM234 147V146H233ZM235 147H237V146H235ZM234 147V150L236 149ZM241 147H244V145L242 146L241 145ZM6 148H8V149H6ZM14 148V147H13ZM22 148L23 147H21L20 149L22 150ZM24 148H25V146H24ZM29 148V147H28ZM30 148H31V145H30ZM94 148H95V146H94ZM93 148V149H94ZM110 148V149H109ZM134 149L136 148L135 146L133 147ZM143 148V147H142ZM152 148L150 149V152L149 153H151V155H155V152L152 150ZM162 148H165L164 147V145L161 147V149ZM202 148V147H201ZM223 148V146L220 148L221 149V151L223 150L222 149ZM246 148H248V147H246ZM245 148V149H246ZM251 148V150H253L252 148V146H250L249 147V149ZM260 148V147H259ZM79 149V148H78ZM131 149V148H130ZM138 149V148H137ZM154 149V148H153ZM166 149V148H165ZM172 149V148H171ZM215 148H213L212 150H214ZM220 149L218 148L217 150H219V153H220ZM244 149V150H245ZM263 149V148H262ZM27 150V149H26ZM32 149H30V151H31ZM100 150H101V144H100ZM109 150H111V147H108V151ZM139 150V149H138ZM188 150V149H187ZM190 150V149H189ZM189 150H188V152H189ZM205 150H206V148H205ZM211 150V151H212ZM224 150H225V148H224ZM224 150H223V153H220V159H222V162H227V161H224L223 159L224 158H226V157H222V155L224 154V153H227V154H229V152L228 151H226V152H224ZM229 150V149H228ZM234 150H233V152H234ZM237 150L239 151V148H237ZM240 150H243V149H240ZM251 150H249L250 152H251ZM255 151H256V149H254ZM254 150L252 151V153L251 154H253L254 153ZM20 151V150H19ZM24 151V150H23ZM30 151L29 150H27V152L28 153H30ZM39 152V150H36V149H34L33 151H32V155H35V156H37L38 155V152ZM98 151V155H100V154H102L103 152H99V150H97ZM97 151H96V153H97ZM111 151H113V150H111ZM115 151L117 152V149H115ZM119 151V150H118ZM122 151V150H121ZM121 151H120V153H118V158H120V159H123V153H122V156H121ZM140 151V150H139ZM139 151H138V153H139ZM149 151V150H148ZM152 151H153V153H152ZM156 151V150H155ZM178 151V150H177ZM207 151H208V146H207ZM207 151H206V153H207ZM230 151V150H229ZM237 151V155H239V153H240V155H239V157H240V159H241V153L242 154H244L243 153V151L241 152H238ZM258 151V150H257ZM263 151H264V149H263ZM25 152V151H24ZM80 152H82V151H80ZM83 152V153H84ZM114 152V151H113ZM112 152V153H113ZM115 152V153H116ZM136 152V151H135ZM141 152V151H140ZM159 152V151H158ZM183 152H184V150H183ZM183 152H181V153H183ZM203 152H205V151H203ZM213 152L214 151H212V152H210V154L212 153V155H213ZM217 152V151H216ZM215 152V153H216ZM231 152V151H230ZM260 152V151H259ZM40 153H41V149H40ZM39 153V154H40ZM108 154H110L111 155V157L109 158V159H114L113 158V156H115V154H111V152L109 153V152H107ZM137 153V152H136ZM142 153V157L144 156V155H146V154H144L143 152H141ZM141 153H139V154H141ZM146 153H147V150H146ZM185 153H187V151L185 152ZM184 153V154H185ZM189 153H191V152H189ZM189 153H187L188 155H189ZM198 153V152H197ZM219 153L218 154H216V156H218L219 155ZM0 154H1V156H2V159H3V157L5 158V160H6V162L7 161H9L10 159V161H12V163L14 162V164H15V157H14V152H13V154H12V150L9 148V146H7V147H5V148H3L2 147V149L0 150ZM13 156H12V155ZM31 154V153H30ZM85 154V153H84ZM129 153H127V151H126V154H125V158L124 159H128V157L129 156H127ZM157 154V153H156ZM162 154H163V151H162ZM210 154H209V156H210ZM232 154V153H231ZM234 154H236V150H235V152H234ZM233 154V155H234ZM256 153H254L253 155H255ZM41 155H42V153L40 154V155H38V156H40L41 157ZM103 155V154H102ZM182 155V154H181ZM188 155H186L187 157H186V159H184V155H183V157L181 158V161H182V163L187 167V168H190L191 169V171H194L195 173H197V174H194L193 173V176L192 177H194L193 179H196V180H198V182L197 183H202V185H203V181H207L208 180V182L210 181L211 183H213V188L214 189H212V192L210 191V188H207L208 186H206V183H204V186H206L205 188H207V189H209L208 191L210 192V193H212V195L214 194L213 193V190H215L216 192H217V194H215V196L217 197V201H218V205L220 206V204H219V201H221L220 199H221V194H220V188H222L223 189V185L224 186H226L225 185V183H223V182H226V181H224V177H223V169H222V166H223V168H225L226 167V163H225V165H223V163H220V159H219V164L216 162V161H214V162H216V165L218 166V168L217 169H215V167H214V169H212L211 170V167L213 166V164L211 165V167H209L210 166V164L208 165V163H207V159H209V158H207L206 156H203V158L204 157H206L207 159H206V164L208 165V167L209 168H207V167H205V165H204V162H203V164L201 163V160H199V161H196V160H193L192 158L190 159V157H191V155L189 156V159H188ZM203 155H205V153H203ZM208 155V154H207ZM236 155V156H237ZM247 155L248 154H246L245 153V156L244 155H242V157L244 156V158H246L247 157ZM11 156H12V158H11ZM31 156V155H30ZM34 156V157H35ZM37 156V157H38ZM85 156H87V154H85ZM153 156H151V157H153ZM200 156H201V153H200ZM200 156L199 155H197V157H196V159L198 160V158H200ZM215 156V155H214ZM230 156H232V155H230L229 154V156H228V159H229V157ZM251 157H252V155H250ZM249 156V161H250V159H252L251 157ZM255 156H257V155H255ZM14 157V158H13ZM37 157H36V159H37ZM39 157V158H40ZM79 156H76V158H78ZM96 157H97V155H96ZM131 157V156H130ZM162 157H163V155H162ZM174 157H176L175 156V154H174ZM179 157V156H178ZM211 157V156H210ZM233 157V156H232ZM257 157H259L260 158V156L258 155ZM264 157V156H263ZM1 158V157H0ZM42 158L43 157H41V161H42ZM80 158H81V156H80ZM85 158V157H84ZM91 158V157H90ZM148 158H149V156H148ZM261 158H262V156H261ZM35 159V158H34ZM36 159H35V163L37 164V166H38V161L36 162ZM44 159V158H43ZM82 159V158H81ZM108 159V158H107ZM144 159V161H145V163H146V165L148 166L150 163H152L153 162V159L151 158H149L150 160H152L151 162H149V164H148V161L146 162V160H148L147 159V157H145V158H143ZM201 159V158H200ZM212 159V158H211ZM215 159V158H214ZM216 159H217V157H216ZM233 159H234V157H233ZM231 160V161H233V163H229V162H227V166L228 167H231V169H230V171H228L227 170V173L225 172V169H224V176L225 175H228V173L230 172L231 173V171H232V173H235L236 174V172H234L233 171V169H232V166H233V164L234 163H237L236 162V160L234 161V160ZM236 159H238V156L236 157ZM240 159H238L237 161H238V163L239 162H241L242 161V159H241V161H239ZM29 160H31L32 161V163L34 164V162H33V160L32 159H30L29 158ZM28 160V161H29ZM47 160V159H46ZM77 159H75V161H76ZM86 159H84L80 164H78L79 165V167H80V176H78V177H80L81 179H82V177H83V174L86 172V170L88 171L90 168H91V166H90V164L92 163H87V164H89V168L88 167H86V165L84 164V161H85ZM91 160V159H90ZM117 160V159H116ZM119 160V159H118ZM117 160V162H119ZM149 160V161H150ZM171 161L172 160V156H170V155H168L167 153L165 154V156H164V159H163V163H162V165L164 164H168V161ZM204 160H205V158H204ZM245 160V159H244ZM261 161H262V159H260ZM260 160H259V165H260ZM264 160V159H263ZM9 161V162H10ZM31 161H29V166L27 167V168H29L30 167V169H28L30 172H31V170H32V167H33V164L31 165L30 164V162ZM40 161V162H41ZM87 161V160H86ZM99 161V162H98ZM98 161H96V163L98 162V163H100V165L102 164L101 162H100V160H98ZM122 161H124V160H122ZM169 161V163H171ZM178 161V160H177ZM230 161V160H229ZM230 161V162H231ZM0 162H4V161H2V160H0ZM9 162H7V164L9 163ZM44 162H45V159H44ZM49 162V161H48ZM78 162H79V158H78ZM115 162V161H114ZM176 162V161H175ZM208 162H209V160H208ZM212 162V161H211ZM252 162V161H251ZM257 162H258V160H257ZM11 163V162H10ZM11 163V164H12ZM42 163V162H41ZM172 163H174V162H172ZM178 163H180L179 161H178ZM230 165H229V164ZM247 164H246V166H248V163H250V162H246ZM255 163H256V161H255ZM11 164H9V167H10V165ZM18 164V163H17ZM22 164V163H21ZM24 164V163H23ZM23 164H22V166H23ZM44 164V163H43ZM42 164V165H43ZM49 164V167L51 168V169H54L53 168V166H54V164H53V166H52V163H48ZM103 164H104V162H103ZM182 164V165H183ZM221 164H222V166H221ZM252 164V163H251ZM3 165V164H2ZM16 165V164H15ZM19 166H20V164H18ZM42 165H40L41 166V168L39 167V169L41 170L42 169V171L43 172H45L46 173V171L43 169V167L44 166H42ZM76 165V164H75ZM84 165H85V167H86V169L84 168ZM99 165V166H100ZM175 165H176V163H175ZM179 165V164H178ZM181 165V164H180ZM221 166V169H220V166ZM239 165H240V163H239ZM243 165V164H242ZM258 165V167H261V165L259 166ZM4 166V165H3ZM21 166V167H22ZM104 166V165H103ZM145 167V165H144V167L145 168H147L148 169V167ZM171 166L172 165H170V167H167L168 168V170H170V168H171ZM263 166V165H262ZM4 167H6V166H4ZM14 167V166H13ZM16 167V166H15ZM21 167H19L18 168V166H17V168L18 169H20ZM48 167V166H47ZM55 167V166H54ZM78 167V166H77ZM119 167V166H118ZM118 167H117V169H118ZM120 167H122L123 168V165H121ZM119 167V168H120ZM176 167V166H175ZM7 169H8V167H6ZM45 168V167H44ZM56 168V167H55ZM62 168V167H61ZM145 168L143 169V172L145 171H147V170H145ZM172 168H173V166H172ZM181 168V169H180ZM178 167V168H176L178 171H179V169L180 170H182L181 172L182 173H184V172H186V170L184 171V169H183V167ZM213 168V167H212ZM227 168V167H226ZM263 167H261V169H262ZM1 169V168H0ZM9 169H12L11 167L9 168ZM8 169V170H9ZM23 169V168H22ZM161 169L162 170H164L163 169V166L161 167ZM236 169V168H235ZM244 169V168H243ZM247 169V168H246ZM249 169V168H248ZM247 169V171H249ZM21 170V169H20ZM25 170H27L26 169V166H25V164H24V171ZM48 171H49V169H47ZM55 170V169H54ZM58 170H59V167H58ZM94 170V169H93ZM175 169L173 168V171H174ZM177 170H175V172L177 171ZM6 171V169H3L2 171H1V175H0V226H1V224L2 223H11L12 222V218L9 216V217H4V212H5V210H7L8 208H11V207H14L15 205H16V203H17V196H15L14 194H11L10 196H8V197H6V195L4 194V188L3 187H9V182H4V183H2L3 182V179H2V174H4V172ZM10 171V170H9ZM11 171H14V168L11 170ZM18 171V170H17ZM17 171H14V173L15 174H17V173H20V172H17ZM21 171H23V170H21ZM53 171V170H52ZM60 171H61V169L59 170V172H55V173H57V175H58V173L60 174ZM64 172H65V170H63ZM62 171V172H63ZM115 171V170H114ZM117 171V170H116ZM173 171H172V174H173ZM177 171V172H178ZM260 171V170H259ZM263 171V170H262ZM3 172V173H2ZM7 172V171H6ZM5 172V173H6ZM51 172V171H50ZM54 172L53 173H51V174H53L54 175ZM64 172H63V174H64ZM91 172H92V170H91ZM90 172V170H89V173H91ZM98 172V171H97ZM163 172V171H162ZM180 172V171H179ZM241 172H243V170L241 169ZM245 172V171H244ZM24 173V172H23ZM47 173H49V172H47ZM46 173V174H47ZM65 173H67V172H65ZM88 173V172H87ZM85 174V176H86V178H85V176L83 177L84 179H89V177L91 178V176H87V175H90V174ZM189 172H187V174H188ZM248 172H246V174H247ZM32 174V173H31ZM31 174L29 175V173H28V175L29 176H27V174H26V176H27V178L29 177L30 179H31ZM68 174V173H67ZM75 174H77L76 173V171H75ZM82 174V175H81ZM92 175H94V174H96V175H98V176H100L101 174L98 172V173H94V172H92L91 173ZM106 174H111V172L110 173H105V176H104V178L105 177H107V175ZM141 174H142V176H141ZM144 174H146V173H142V171L140 172V174H139V176H140V178L141 177H143V178H141V179H144L145 177H144ZM169 174H171V173H169ZM174 174H177V173H174ZM242 174H244V173H242ZM20 175V174H19ZM48 175H50V173L48 174ZM47 175V176H48ZM52 175V176H53ZM57 175H56V177H57ZM61 175L62 174H60V176L59 177H61ZM157 175V174H156ZM160 175V174H159ZM161 175H163V176H165V177H168L169 175L167 174L166 175V172H165V174H164V172L161 174ZM186 175V174H185ZM195 175V176H194ZM198 175H202V176H200V177H205V178H207V180H204V179H199V177L197 178V176ZM237 175V174H236ZM235 175V176H236ZM21 176V175H20ZM23 176H25L24 174H23ZM25 176V177H26ZM51 176V175H50ZM55 176V175H54ZM66 176V175H65ZM71 176H72V174H71ZM76 176V175H75ZM98 176H97V180L100 178V180L102 181V177L101 176H103V175H101L99 178H98ZM110 176V175H109ZM116 176H118V178H119V175H116ZM139 176H137V178L139 177ZM172 177V178H169V177ZM168 178L170 179V180H172L173 178H174V176H172V175H170ZM176 176V175H175ZM177 176H181V177H183L184 175H177ZM188 176H190V175H188ZM232 176V179L231 180H233V178L235 177L234 175H231ZM230 176V177H231ZM251 175H249V179L252 177H250ZM68 177V176H67ZM73 177V176H72ZM88 177V178H87ZM158 177V176H157ZM156 177V178H157ZM162 177V176H161ZM180 177V178H181ZM191 177V176H190ZM245 177H247L246 175H245ZM29 178L27 179V180H29ZM62 178H64V176L62 175V177H61V179ZM93 178V177H92ZM96 178V177H95ZM136 178V179H137ZM168 178H164V179H167L168 180ZM184 178V177H183ZM182 178V179H183ZM189 178V177H188ZM239 178V177H238ZM237 177H236V179H238ZM256 178V177H255ZM52 179V178H51ZM136 179H135V181H136ZM141 179H137V182L139 181V180H141ZM161 179V178H160ZM185 179H186V176H185ZM190 179V178H189ZM189 179L187 180V181H189ZM227 178H225V180H226ZM235 179V180H236ZM240 179V178H239ZM247 179V178H246ZM63 180V179H62ZM90 180V179H89ZM88 180V181H89ZM92 180H94V179H92ZM104 180H107V178L106 179H104ZM169 180V181H170ZM174 180H175V178H174ZM174 180H172V182H171V186L173 185V184H175V182H173ZM200 180V181H199ZM203 180V181H202ZM229 180V179H228ZM227 180V181H228ZM230 180V182H232ZM248 180V179H247ZM251 180V179H250ZM255 180V179H254ZM48 181H50V179H48ZM51 181H55V179L53 178V180H51ZM50 181V182H51ZM57 181V180H56ZM59 181V180H58ZM58 181H57V183H58ZM64 182L66 181V180H63ZM68 181V180H67ZM66 181V182H67ZM71 181H73V180H71ZM71 181H70V184H72L71 183ZM85 181V180H84ZM101 181H100V183L98 184V185H100V186H104V184H103V181H102V183H101ZM108 181H109V179H108ZM162 181V180H161ZM163 181H165V180H163ZM184 181V180H183ZM187 181H185L186 182V184H188V182ZM191 182H189V183H192L193 181H192V179L190 180ZM240 181V180H239ZM242 181H244V180H242ZM242 181H240L239 183V185L240 186H245V185H243V184H245L246 182L244 181V183H242ZM249 181V180H248ZM256 181V180H255ZM255 181H253V182H255ZM60 182H61V180H60ZM63 183V186H64V184L66 185L67 183ZM86 182V181H85ZM93 182V181H92ZM99 182V181H98ZM167 182V181H166ZM252 182V181H251ZM253 182H252V185H253ZM257 182V184H259V181H256ZM73 183H75V182H73ZM81 183V182H80ZM87 183H89V182H87ZM86 183V184H87ZM139 183V185L140 184H142V180L141 181H139L138 182ZM159 183H161L160 181H159ZM159 183H156V184H158L157 186H159L160 184ZM173 183V184H172ZM200 183V184H201ZM232 183H234V181L232 182ZM241 183H242V185H241ZM260 183H261V181H260ZM8 184V185H7ZM76 184V183H75ZM85 184V185H86ZM91 184V183H90ZM93 184V183H92ZM96 184V183H95ZM155 184V185H156ZM166 185L168 184V183H165ZM164 184V185H165ZM194 184H196V183H193V184H191L193 187H194ZM223 184V185H222ZM230 184V183H229ZM228 184V185H229ZM238 185V183L236 182L235 184H232L234 187H236L237 185ZM249 184H250V181H249ZM81 187H79V188H82V185L81 184H79ZM94 185V184H93ZM106 185V184H105ZM136 185V183L134 184V186ZM139 185H136L135 187H136V189H137V191L139 190L138 188H139ZM163 185V186H164ZM170 185H168V188H169V186ZM231 185V184H230ZM229 185V186H230ZM231 185V186H232ZM236 185V186H235ZM251 184H250V186H252ZM66 186H68V185H66ZM72 186V185H71ZM91 186L92 185H90L89 187L91 188ZM95 186V185H94ZM161 186H162V184H161ZM161 186H159L160 188H161ZM170 186V187H171ZM204 186H202V187H204ZM255 187H256V184L254 185ZM257 186H259V185H257ZM264 185H262V187H263ZM73 187H74V185H73ZM89 187L87 188L86 187V189L87 190H91V189H89ZM98 187V186H97ZM102 187H101V189H102ZM105 187H108L107 185L105 186ZM105 187H103V188H105ZM167 186H164V188L163 189H165ZM176 188H177V185L175 186ZM181 187V186H180ZM68 188V187H67ZM77 186H76V190L77 189H79ZM99 188V187H98ZM143 188V187H142ZM155 188V187H154ZM153 188V189H154ZM171 188H173L174 189V187L172 186ZM181 188H184V186L183 187H181ZM180 188V189H181ZM188 188V189H187ZM186 189H187V191L185 190V189H182V191L184 190V191H186V193L188 192V190L191 188V190L193 189V191L192 192H195L194 190H195V188H192V187H187ZM201 187L200 186H198V188H196L197 190L198 189H200ZM211 188H212V186H211ZM226 188H227V191H228V187L226 186L224 189L226 190ZM251 188V187H250ZM252 188H253V186H252ZM257 188V187H256ZM264 188V187H263ZM75 189V188H74ZM93 189H95V187L93 188ZM101 189H99V190H101ZM135 189V188H134ZM134 189H132L131 191H132V193H131V197H132V195H133V193L134 192H136V189H135V191H133ZM157 189H158V193L155 191V193L156 194H158V195H161V194H159L160 193V189L157 187ZM162 189V190H163ZM167 189V188H166ZM172 189V190H173ZM178 190H180L179 189V186H178V188H177ZM223 189V190H224ZM245 189V188H244ZM244 189H242L243 191H244ZM258 189H259V187H258ZM257 189V190H258ZM262 189V188H261ZM68 190H70L71 191V189H68ZM87 190H85V191H82L81 192V189H80V191L78 190V192H80L81 193V196L84 198V200L86 199L87 200V198H89V196H90V192H91V194H92V196H94L93 194L94 193H92V191H87ZM96 191H97V188L95 189ZM103 190V189H102ZM101 190V191H102ZM149 190V189H148ZM162 190H161V192H162ZM178 190H176V189H174V191H172L171 193H174L175 191V193H174V195H173V197L174 198H172L171 196L172 195H170V197L172 198V199H175V198H177L175 195L176 194H178ZM196 190V191H197ZM253 190H254V188H253ZM252 190V191H253ZM263 190V189H262ZM38 191V190H37ZM104 191V193H105V190H103ZM102 191V192H103ZM170 191V190H169ZM190 191V190H189ZM222 191V190H221ZM226 191V192H227ZM232 191H234V189L232 188ZM246 191V190H245ZM244 191V192H245ZM34 192H36V191H34ZM39 192V191H38ZM37 192V193H38ZM98 192V191H97ZM102 192H100V193H102ZM165 192H166V190H165ZM191 192V191H190ZM191 192V193H192ZM223 192V191H222ZM248 192V191H247ZM254 192V191H253ZM72 193H76V191H74L73 192V190H72ZM138 193V192H137ZM137 193H135L136 195H134L135 197H133L134 198V201H135V199H137ZM167 193V192H166ZM165 193V194H166ZM170 193V192H169ZM170 193V194H171ZM181 193V192H180ZM185 193V192H184ZM246 193V192H245ZM249 193V192H248ZM257 193V192H256ZM255 193V194H256ZM263 193V192H262ZM35 194V193H34ZM33 194V195H34ZM73 194V195H74ZM106 194V193H105ZM105 194H104V196H105ZM144 194V193H143ZM153 195H154V191H153V193H152ZM152 194H150V195H152ZM192 194H195V193H192ZM250 194V193H249ZM96 195V194H95ZM145 195V194H144ZM158 195H155V198L156 199H158V198H160ZM166 195H168L169 196V194H166ZM185 194H182V195H180L181 197L182 196H184ZM211 195V194H210ZM246 195V194H245ZM263 195V194H262ZM98 196V195H97ZM102 196V195H101ZM104 196H102V198H99L100 200H102V199H104V198H106V197H104ZM158 198H157V197ZM194 196V195H193ZM214 196V195H213ZM223 196V195H222ZM248 196V195H247ZM256 196H257V194H256ZM259 196V195H258ZM258 196H257V200H258ZM98 197H100V196H98ZM104 197V198H103ZM148 197V196H147ZM153 197V196H152ZM161 197H162V195H161ZM181 197H179L178 196V198H179V200H181V202H183V199H181ZM212 197V196H211ZM220 199H219V198ZM249 197V199H251V198H253V195L252 196H248ZM251 197V198H250ZM255 197V196H254ZM262 197H264V196H262ZM79 198V197H78ZM92 198H94V197H92ZM95 198H97L96 196H95ZM163 198V201H164V197H162ZM170 198V199H171ZM183 198V197H182ZM223 198V197H222ZM232 198V197H231ZM230 198V199H231ZM80 199V198H79ZM107 200H108V197L106 198ZM155 199V200H156ZM170 199H165L166 200V202L164 201V202H162L164 205L162 206V207H164V212H165V210H168V209H166L165 208V206L166 207H169L168 205H166V203H167V200H169V203H170ZM199 199V198H198ZM253 199H255V198H253ZM252 199V200H253ZM263 199V198H262ZM262 199H260V200H262ZM80 200H82V199H80ZM96 200V199H95ZM99 200V201H100ZM138 200V199H137ZM154 197H153V199L152 198H148V199H146V201H145V203L144 204H146L145 205V208L147 209V212H150V213H148V214H146V222H147V220H148V223L150 224V222L152 221L153 223H154V226L155 225H157L158 223H160V220H159V222H157V223H155V220H153L154 219V215H152L151 214V212H153V210H154V205H155V207L157 206V207H159L158 206V203L160 202H157L158 200H156V202H155V204L153 203L154 201ZM232 200V199H231ZM88 201H90V198L88 199ZM105 200H102L101 201V203H98V201H95L96 203H98V205L100 204V205H102L103 203L104 204H109V202H107V203H105L104 202ZM110 201V200H109ZM140 201H143V199L141 200V199H139V202ZM162 201V200H161ZM174 202L173 203H176V201L175 200H173ZM178 201V200H177ZM214 201H215V197H214ZM217 201H215V203L217 202ZM222 201H223V203H224V201H229V197H228V200H224V199H222ZM256 200H254V202H255ZM138 202V201H137ZM136 202V203H137ZM253 202V201H252ZM257 202V201H256ZM255 202V203H256ZM262 202H263V200H262ZM96 203H94L95 205H96ZM169 203H167V204H169ZM177 203H179L180 204V201L179 202H177ZM222 203V204H223ZM258 204H259V200H258V202H257ZM256 203V204H257ZM88 204V203H87ZM92 204V203H91ZM91 204H88V205H91ZM93 204V205H94ZM154 204V205H153ZM99 205V206H100ZM160 205H162V204H160ZM173 205V204H172ZM176 205V204H175ZM175 205H173V207L171 206V209L172 208H174V206ZM217 205V206H218ZM225 205H231V207H232V201H231V203L229 202L228 204H226V202H225ZM87 206V205H86ZM85 206V207H86ZM97 206V205H96ZM95 206V209L97 208ZM180 206H182V205H180ZM180 206H178L177 205V207L175 206V208L174 209H176V208H178L179 210L178 211H180V209L182 208H180ZM259 206V205H258ZM262 206V208L264 209V206H263V204L261 205ZM89 207V206H88ZM87 207V208H88ZM101 207V206H100ZM222 207H223V205H222ZM229 207V206H228ZM227 207V208H228ZM90 208H92V205H91V207ZM136 208H138V207H136ZM140 208H142V207H140ZM219 208V207H218ZM224 208V207H223ZM230 208V207H229ZM142 209H144V208H142ZM145 209V210H146ZM156 210H157V208H155ZM159 209V208H158ZM232 209V208H231ZM94 210V209H93ZM149 210V211H148ZM160 210V209H159ZM221 210V209H220ZM219 210V212H223V211H220ZM226 210V209H225ZM224 210V211H225ZM228 210V209H227ZM89 211H91V210H89ZM95 211H98V209L97 210H95ZM171 210L169 209L168 210V212H170ZM174 212H175V210H173ZM173 211H171L170 213H172ZM178 211L176 212V213H178ZM146 212V213H147ZM161 212V211H160ZM160 212H156L157 214H158V217H159V213ZM226 212V211H225ZM229 212H231V210H229ZM91 213V212H90ZM96 213H98V212H96ZM176 213H173V215H175ZM228 213V212H227ZM91 214H93V213H91ZM95 214V213H94ZM136 214H138V213H136ZM140 214H142V213H140ZM144 214V213H143ZM156 214V215H157ZM165 214V213H164ZM178 214H180V212L178 213ZM178 214H177V217H178ZM223 214V213H222ZM221 214V215H222ZM225 214V213H224ZM229 214V213H228ZM98 215H99V213H98ZM145 215V214H144ZM166 215H167V217H168V215L169 214H167V212H166ZM171 215V214H170ZM170 215H169V217H170ZM219 215V214H218ZM94 216V215H93ZM229 216V215H228ZM227 216V217H228ZM102 219H103V217H106V216H100ZM136 217H137V221H142V220H140V218H142L141 216L139 217V215L137 216L136 215ZM160 217L162 218V214L160 213ZM174 217V216H173ZM173 217H171L172 219H176L177 217H176V215H175V217L173 218ZM109 218V217H108ZM107 218V219H108ZM111 218V217H110ZM110 218H109V220H110ZM112 218H114L115 219V217H112ZM160 218V219H161ZM220 218V217H219ZM221 218H222V216H221ZM224 218H226L225 216L223 217V219ZM229 218V217H228ZM230 218H232V217H230ZM229 218V219H230ZM95 219V218H94ZM97 219H99V218H97ZM101 219V220H102ZM106 218H104V220H105ZM114 219H112V220H114ZM157 219H159V218H157ZM170 219V218H169ZM171 219V220H172ZM223 219H222V221H223ZM228 219V220H229ZM106 220V221H102L103 223H104V225H106L110 230H113V232L112 233H116L117 232V230L115 229V226H117L116 224V221L118 222V220L116 219L115 221H113V222H115V224L110 220ZM164 219L162 218V220H161V223H162V221H163ZM227 220V221H228ZM94 221V220H93ZM95 221H96V219H95ZM94 221V222H95ZM165 221V220H164ZM167 221H168V219H167ZM175 221V220H174ZM173 221V222H174ZM221 221V222H222ZM227 221H226V224L225 225H227ZM230 221V220H229ZM172 222V223H173ZM103 223H101L100 222V224H103ZM119 223H120V221H119ZM143 222H141V224H142ZM152 223V224H153ZM164 223V222H163ZM171 223V224H172ZM219 223V222H218ZM222 223H225V220L222 222ZM96 225H97V222L95 223ZM99 224V223H98ZM140 223H139V225H141ZM149 224H148V226H149ZM174 224V223H173ZM230 224V223H229ZM4 225V224H3ZM103 225V226H104ZM168 226V224H165L164 225V227L165 226ZM220 225V224H219ZM97 226H99V225H97ZM118 226H121L120 224H118ZM117 226V227H118ZM146 226V225H145ZM152 226V225H151ZM153 226V227H154ZM158 226L159 227H162V225H159L158 224ZM220 226H223V224L222 225H220ZM231 226V225H230ZM230 226H228V227H230ZM116 227V228H117ZM142 227H143V225H142ZM224 227H226V226H224ZM223 227V228H224ZM234 227V226H233ZM232 227V228H233ZM105 227H103V229H104ZM141 228V227H140ZM147 229L149 228V227H146ZM156 228V227H155ZM220 228V227H219ZM223 228H222V230H223ZM6 229V228H5ZM102 229V228H101ZM108 229V230H109ZM119 229H120V227H119ZM119 229H118V232L120 233V231H119ZM143 229H145V228H143ZM150 229H153L152 227H150ZM161 230H162V228H160ZM165 229H166V227L164 228V230H162V232L163 231H165ZM221 229V228H220ZM227 229H229L230 231L229 232H231V228H227ZM3 230V229H2ZM1 230V227H0V264H10L11 263V260L13 259H10V258H8V256H9V254H8V252H6V251H9V250H6L5 248H9V247H7V246H9V245H11V244H5L4 243V241H5V239L4 240H2L1 241V239H3V234H4V232H1L2 231ZM104 230H106V229H104ZM109 230V231H110ZM146 230V229H145ZM155 230V229H154ZM157 230V229H156ZM108 231V232H109ZM114 231H116V232H114ZM148 231V230H147ZM146 231V232H147ZM224 231V230H223ZM227 231V230H226ZM106 232V231H105ZM149 232V231H148ZM160 232V231H159ZM161 232V233H162ZM166 232H168V231H166ZM202 232H203V230H202ZM228 232V231H227ZM228 232V233H229ZM8 234H10V237H12L11 236V228L9 227V229H8V232H7ZM104 233V232H103ZM157 233L158 232H154V231H152L151 232V235L150 236H152V238L153 237H159V235L160 234H158V236H157ZM204 233V232H203ZM223 233V232H222ZM107 234V233H106ZM109 234H111L110 232H109ZM149 234V233H148ZM147 233L145 234L146 236L148 235ZM230 234V235H229ZM229 234H227L226 236H231V233H229ZM116 235H118L117 233H116ZM121 235V234H120ZM165 234H163V236H164ZM200 235H201V233H200ZM111 236H113V235H111ZM119 236V235H118ZM122 236V235H121ZM120 236V237H121ZM145 236V237H146ZM162 236V235H161ZM160 236V238H162ZM167 236V235H166ZM170 236H172V235H170ZM233 236V235H232ZM2 237V238H1ZM207 237V236H206ZM5 238H7V237H5ZM95 237H93L92 239H94ZM108 238H109V240L111 239L110 238V236L108 235ZM157 238H155V239H157ZM165 238V237H164ZM170 238V237H169ZM205 238V237H204ZM236 237H234V239H235ZM69 241L68 242H70L71 240H70V238H67ZM67 239H66V243H63L61 246H59V249L57 250V252L55 253H53V255L51 256V257H53L54 256V254H56V256H54L53 258H51L52 260H53V263L52 264H61V259L60 258H57L59 255H62L63 254V252H64V250H65V248H66V244L68 245L69 243H67ZM114 239H115V236H114ZM203 239V238H202ZM206 239V238H205ZM7 240V239H6ZM95 240H97V238H95ZM113 240V239H112ZM146 240V239H145ZM149 240H150V238H149ZM164 240V239H163ZM170 240V239H169ZM204 240V239H203ZM121 241V240H120ZM119 241V242H120ZM124 241V240H123ZM151 241L152 240H150V243H151ZM165 241H168L166 238H165ZM237 242H239V240L237 239L236 240ZM111 242V241H110ZM116 242V241H115ZM125 243H126V241H124ZM157 243L159 242V240H157L156 241ZM204 242H206V241H204ZM71 243V242H70ZM111 243H114L113 241L111 242ZM118 242H116V244H117ZM233 243H234V240H233ZM13 244V243H12ZM156 244V243H155ZM155 244H153V250L154 251H157V247L155 246ZM159 244H160V242H159ZM161 244H163L162 242H161ZM240 244V243H239ZM6 245V246H5ZM100 245V244H99ZM120 245V244H119ZM157 245V244H156ZM12 246V245H11ZM69 246V245H68ZM92 246H93V244H92ZM94 246H95V243H94ZM98 245H96V247H97ZM113 246H115V245H113ZM126 246V245H125ZM124 246V247H125ZM14 247V246H13ZM99 247V246H98ZM148 247V246H147ZM160 247V246H159ZM212 247V246H211ZM68 248V247H67ZM119 248H121V247H119ZM11 249H13V248H11ZM94 249H96L95 247H94ZM100 249V248H99ZM117 249H118V247H117ZM127 249V248H126ZM66 251V250H65ZM120 251V254L119 255H122V257H124L125 258V256H123V254H121V250H119ZM123 251V250H122ZM148 251H150V249H148ZM213 251H216L215 250V248H213ZM212 251V252H213ZM15 252H17L16 250H15ZM125 251H123V253H124ZM153 252V251H152ZM65 253V252H64ZM103 253H104V251H103ZM126 253V252H125ZM209 253V252H208ZM211 253V252H210ZM215 253V252H214ZM148 254L150 255V252H148ZM152 254V253H151ZM154 254V253H153ZM216 254V253H215ZM215 254H210V255H214L215 256ZM12 255V254H11ZM99 255H101V254H99ZM105 255H107L106 253H105ZM104 255V256H105ZM126 255V254H125ZM102 256V255H101ZM150 256H153V255H150ZM154 256H155V254H154ZM153 256V257H154ZM157 257H159V256H157ZM213 257V256H212ZM152 257H150V259H151ZM50 259V260H51ZM106 259V258H105ZM153 259V262H154V264H163L164 262H162V260L160 261L159 259H154V258H152ZM51 260V261H52ZM168 260V259H167Z\"/></svg>","mask_w":264,"mask_h":264}]
</instances>
